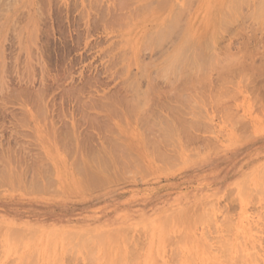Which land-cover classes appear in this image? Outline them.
<instances>
[{"label": "rangeland", "instance_id": "rangeland-1", "mask_svg": "<svg viewBox=\"0 0 264 264\" xmlns=\"http://www.w3.org/2000/svg\"><path fill=\"white\" fill-rule=\"evenodd\" d=\"M3 1H5L7 4L4 3L5 5H2V6L0 5V10H2L1 9L2 7H4V8L7 7V11H5L6 9L3 8L2 11H5V14H3V16H2L1 14L3 12L0 13V17L2 16L0 20L3 19L2 21H0V23H1L0 29L2 28L0 30V46L3 45L2 47H0L1 48L0 52L2 53V51L4 49H6L5 44H7V47H9V46L12 47L15 44L16 45L18 44L17 45L18 47L16 45L13 47L14 50L16 49V47L18 48L17 51L15 50V52L13 51V48L11 49L9 47L10 50H12L13 52L7 48V52L9 50L8 53H9V55H12V57L9 56L7 53L5 54V52H6L5 50L3 51L4 53H2L3 55L1 54L2 58H0V69L3 68L2 67L3 62L7 59L9 61V62H7V63H9V65H7L6 62H4V67H5V65L11 66V68L9 67L8 69L11 70L10 73H12V74H15L17 72L16 76L14 75V77H16V78H14L13 75L10 74L14 79H12L11 76H8L11 79L9 80L7 78V81H6V76H5V81H6V83H4L5 87L8 89H10L9 87L11 85H12L11 87H13L15 84L14 80H17L19 77H20V79L17 80L18 82L16 81L17 83H19V80H21V78H23V77L24 78L26 77V79H28V78L31 79L32 73L34 75H36V76H33L36 79H34V81L32 79V81L35 83L34 85H33V83H31V85L33 86L32 90L35 89V85L37 86L38 82H41L43 80L44 76L46 77V80H48V81L44 80L46 82V84L47 85H49L50 83L51 84L49 85L50 87L49 86L47 87L44 82H41L40 84L38 83L39 90L41 88L42 89L41 92H43L42 97H44L45 100L48 101V102L46 101L45 103H44L43 98H42V100H41V97H40V99H38L39 97L37 98V96H36L37 94H35V93H37V91H35V90L32 91L31 89H28V91L29 90L32 91V93L30 91V93H31L30 94L28 91L24 90L25 88H23V87L24 86L26 87V84L24 82H21V81L20 82L22 84L19 83L21 86L17 83H16V85L19 87V89L22 88L26 92V93H24V95L28 94L27 96H29V97L31 96L29 98L25 95V100L27 99L28 101H30L32 103V105H28L29 102H27V100L26 101L24 99L19 100V98L24 97L23 95H21V97L18 96L19 92L23 91L22 89H21V91H19V90L15 91L13 89L15 87H13L12 89H10V91L13 90L14 92L18 93V95L17 94L15 95L14 92L13 93L8 92V96H9L8 97L6 94L8 90L6 91L5 90L6 88H5L4 89L5 91L3 92V94L7 97L6 101L3 100L5 96L3 97L2 93H0V96L3 100L2 101L3 104H6L5 108H2L4 105L2 107L0 106L1 107L0 108V122H3V123H0V124H3V125H1L2 128L0 126V132H1L0 133V139L2 141L4 140L3 142L1 141V143H3L2 144L3 147L0 144V147H1L0 149L3 150V148H4V151H5L6 148H9V146H11L10 148L13 150L15 147V149H17V150H13L12 152H11L10 148L8 150L9 152H11L12 155H13V152L16 155V154H19V152L21 151V154H19L18 156L21 155L22 158H24L26 156V158H24V159H22L20 157L22 160H25V161H22V160H20V161H22V163H24V165L26 164V168H27V169H25L24 165H21V163H19L20 161L19 162L17 161L19 159L16 160V157L14 158L15 155H13L12 159H11V160H13V158H14L15 161L14 160L11 161V160H9V157H8L9 155L11 156V154L8 155L9 152L7 150L6 151L8 153L7 152L4 153V151L1 150V152H3L6 157H8L7 162H10V165L7 166V164H9V163H6L7 158L3 154L2 155V158L4 156L3 160H1V158H0V167H2V169L3 168H6V169L5 170L0 169V175L4 174L5 178L7 175L9 177L7 176L6 179L3 178V183H0V264H23V263L24 264H50L51 262H53L51 264H106V262H107V264H111L114 259L118 260V261L120 260L119 262H115V260H114L115 263L125 264L127 261V258H125L126 257L125 253L127 254V252H128L129 256L128 255L127 256L130 257V254L133 251H135L134 254L136 255V257H134V258L131 257L132 261H131V259L129 260V258H128L127 263L130 261V262H133V264H171V261L174 260L172 262V264H177V263L178 264H185V263L186 264H195L196 262H197L196 264H218L219 262H220L219 264H221V263L227 264L228 261L229 262L231 261L230 262V264H231L232 261L234 260V257L236 260V256L239 255L238 254L239 252L241 254L244 252L246 254V257H247V255L253 253V257L251 254V256L249 255V259H248V257L246 258L244 254H243L244 256L241 255L242 261L245 258L244 261L249 262V263L246 262V264H257V263L258 264H264V261H263L264 260V254H262L264 252V194H263L264 193V190H263L264 189V70H263L264 69V0H257V2H256V0H247V1L243 0L244 2L242 0H239L240 4H237L238 0H187V2H186V0H169V1L168 0H156V1L154 0L158 4L154 3L153 0H145V1L144 0H133V1L131 0L132 2L136 1L135 3L130 2L131 5H130V3L127 4V1H129V0H127V1L124 0L125 2L121 0L122 1L121 7L119 5L120 1H118V3L116 2V4H115V1H117V0H3ZM7 1L9 2V4ZM152 1H153V4H151ZM184 1L187 5V8H185L183 6L185 8V10L182 11L183 9L182 10L180 9L181 11H178L180 8V5L182 3H184ZM232 1H233V3H232ZM245 1H246V4H245ZM144 2H147V6L145 5L146 3H144ZM148 2L150 3V5H148L149 4ZM46 3H47V5H46ZM104 3L107 6H105ZM141 3L142 4L144 3V6H146V8L150 7V6L151 7L148 9H144V7ZM177 3H181V4L179 5ZM259 3L260 4L263 3L261 5L262 8L260 7ZM0 4H2V0H1ZM44 4H45V6H44ZM135 4H136V6H135ZM139 4L141 6H139ZM10 5H12V6H10ZM96 5L98 6V8L100 5L99 9L100 10L102 9L101 13L105 14V18H107L109 16V18H107V19H110V15L115 16L114 20L115 21L118 20L116 22H120V24H121V21L123 20L127 24L125 26H123V23H122L123 27H117L116 25H118L119 23L117 24L112 19L114 17L111 18L114 21V22L112 21L113 22L112 25L110 23H108V22H111V20L106 21L105 18L98 19L99 15H97V14H101V13L100 12L98 13V11H100L98 8H97L98 11H96V8L94 7ZM101 5H104L105 8H108V9H105ZM126 5L127 6L130 5L131 7H125ZM175 5H178V6H175ZM116 6L120 7L122 10H125V9L129 10V8L130 9L132 8L131 11H134V10L136 11V9H137V11L135 13L136 15L133 14L135 11L131 12V11L127 10V13L121 12L123 15L126 16V18L124 16L121 19L120 18L121 16H118L120 11H117L119 9H116L115 8ZM9 7H11V8H9ZM91 7H92V9H91ZM93 7H94V9H93ZM109 7L113 8L115 10V12L116 13L118 12V13L116 14L114 12L115 14H113V15L109 14L108 15L109 12L110 13L113 12V11L109 10L110 9ZM134 7H136V9ZM44 8H45V10H44ZM123 8H125V9H123ZM239 8H240V10H238ZM242 8H244V10ZM103 9L106 11L107 16H106V13ZM186 9H187L186 13H187L188 17H185L186 18L185 23L179 22V25L180 24H183V25L175 26V27L179 26V29H177V31L180 30L181 34L177 31H175L176 28H174V26L168 27L167 24L165 25L164 22L167 21L166 19L173 18V16H172L173 13H174V16H176L174 18L178 19V17H180V19L184 20V17L181 18L180 14L183 12L185 14ZM41 10H42V12H41ZM222 10H223V12H222ZM82 11L85 12L86 15ZM177 11L179 13L175 15V12H177ZM237 11H239V12H237ZM220 12L223 14V17H221L222 14ZM95 13L98 16V18L95 19V21L98 20L97 23L94 22V20H93V18L96 16V15L95 16L93 15ZM230 13H231L230 17H232V18H230L228 16ZM232 13L234 14V16H232L233 15ZM258 13H260V14L262 13V14L260 15ZM36 14L40 15V16L38 17ZM102 14H101V16H102ZM122 14H119V15H122ZM184 14L183 15L181 14V15L187 16ZM224 14H226V15H224ZM241 14H243L244 16ZM247 14H249V15H247ZM256 14L258 15V18L256 16ZM177 15H178V17H177ZM254 15L256 17H254ZM33 16H35V17H33ZM117 16L120 18V20L116 18ZM134 16H136V17L134 18ZM9 17H11V18H9ZM127 17L128 18L131 17L130 19H133V20L130 21V19H128ZM224 17L227 18V20H229V23L230 22H233V23H230L227 26L224 23H221V21H222L221 19ZM244 17H245V19H243ZM48 18H49V20H48ZM225 18L223 19V22H224ZM91 20L94 23H92ZM126 20H129L130 22H128ZM227 20L225 21V23L227 22ZM85 21H86V23H85ZM89 21H91V22H89ZM210 21H212V23ZM99 22H100V25L104 22L102 24V26L103 27L105 26L104 28H106V29H104L102 27H101L102 30L98 29L97 27H100ZM105 22L109 24L108 26L111 25L110 26L111 28L106 27L107 24H105ZM9 23L15 24V25H9ZM19 23H21V24H19ZM114 23H116L115 24L116 27H114ZM7 24H8V26H7ZM18 24L21 26H19ZM26 24H28V26H26ZM39 24H41V25H39ZM89 24H92V26ZM221 24H222V26L224 24V29L222 28V26H220ZM164 25H165V28H168V30L165 28H164L165 30L161 29L162 30V32H160L161 35L158 34V36L160 35L159 38L162 39V36H163V39L162 40L153 39L155 36L158 38L157 33L159 32L160 28H163ZM210 25H212V26L210 27ZM76 26H78V27L76 28ZM87 26H89V27H87ZM93 26H97V27H95L97 29H95ZM128 26H130V27H128ZM182 26H184V27H182ZM7 27H10L11 29L10 28L7 29ZM14 27H18L19 30H20V28L22 29V27H23L22 31L25 28V33H23L24 35L22 36V31L20 30L21 32L19 31L20 32L19 33L18 29L17 28L14 29ZM33 27H36V28L33 29ZM56 27H57V29H56ZM192 27L194 28L193 30H192ZM83 28L85 29V31L82 32V30H84ZM90 28L92 29V32H91ZM169 28L172 32H175L176 35H175V33H174V35L169 34V33L165 34L164 32L166 30L169 31ZM195 28L197 30H199V29L200 30L198 32H197V30L194 31ZM3 29L5 30V32L3 31ZM6 29L11 30V32L13 30L15 31L16 29H17V31L15 32V34H14V31H13V34L10 31H8V34H7ZM36 29H38V30L36 31ZM77 29H79L78 30L79 37L82 34H83V36L85 34L88 37L86 38V36H84L86 38V39H84V37L81 36L83 38L82 39L80 37L82 40L79 37H77L81 41L77 40L76 39V36L78 35V33L76 31ZM94 29L97 30L95 32V34L93 32V31H95ZM124 29H126V30H124ZM40 30H43L42 31L43 33L41 34V36H40V33H41ZM32 31H34L35 34H33L34 32L32 33ZM80 31H81V34H80ZM191 31H193V33ZM44 32H46L47 34H45ZM196 32L198 33V35ZM16 33L19 35V36H17L18 37L17 40L19 43L21 42L20 36L23 37L22 46L19 45V43L16 40V37H15L16 42H15L14 38L12 40V38L9 37L11 35L15 36ZM27 33H29V34L27 35ZM87 33H89V35H87ZM149 33H152V34L155 33V36L153 35L154 37L150 34L149 37H150V39L152 38L151 40L149 39V37H147L149 35ZM183 33L186 35L187 41H188V39L190 41L193 39L191 43L194 44L196 46V48L201 52H198V50L193 51L194 53L188 52L187 53L188 56H190L191 54H192V56H194L193 58H192V56H190L191 59H193V60L190 61V57L187 56L189 58V61L187 59V63H185L186 65L184 63H180V64L181 65L184 64L185 66H187L188 67V68L186 67L187 69H189L191 67L190 65H192L194 68H192V70L190 68V70L192 72L193 71L195 72V68H197V66H194L195 65L194 62L197 65V62H200V60L203 61L206 58H207L206 61L210 62V63L207 62L208 63L207 64L205 61L206 67L207 68L209 67V69H206L205 66H202V64L204 62L198 64V65H201V66H199L201 71H200V69H198V71L201 73V76L203 77L202 79H204V77L206 79H204V80L200 79V77H201L200 73H198L199 75H198L197 79L199 78L201 80V82L203 81L202 82L203 84L202 83L200 84V82L199 83L195 82L194 83L195 85L191 84V86L189 87L190 84H188L187 82H190V79L188 80L189 77H186V75H184V74L186 72V74L188 76L189 75L188 73L190 72V75H192V72L191 71L187 72L186 71L187 69L183 65L184 69H186V70L184 73H180L183 71V70L179 71V69H178L180 67L182 69V66H179L180 64H178V67H177V70L179 71L177 73L178 79H180L179 77H181V79H182L183 75L185 76V78L183 76V79L181 81L179 80V81H176V83H175L174 79L177 80V78H176L177 75H173V74H174L176 69L174 70V67L172 69V67H171L172 64L169 63L171 65L170 66L168 64L167 58H165L166 52L164 53V51H166V45H168L169 43L172 42V45L170 47L167 46V51L171 50L174 46L175 40L180 38ZM32 34H33V36H32ZM43 34L46 36H44ZM146 34H148V35H146ZM212 34H214V35H212ZM166 35H169V36H166ZM172 35L176 36V37L173 38ZM178 35H180V36H178ZM192 35H194V36H192ZM4 36H7L6 39H3V38H5ZM42 36L44 38L43 39L44 43L41 44L40 39H42ZM136 36H137V38L134 39V37H136ZM165 36H166L165 40L168 37V39L166 41H168L171 37L173 38V39L171 38L173 41L170 40L171 42L168 41L167 44H165L166 43V41H165L162 46H159V44H157L158 41L163 42ZM177 36H178V38H177ZM32 37H35V38H33V39H36L35 42H32ZM46 37L47 38L49 37L48 38L49 40L47 39L48 40L47 44H45ZM72 37H75V38H72ZM190 37H191V39H190ZM210 37H212V40ZM216 37L218 39H215ZM145 38L149 39V41L152 43V45L148 42H145ZM8 39L11 40L12 42L8 41V43L7 42L5 43V40H8ZM87 40H88V42H95V43H92L94 48L92 47V45L90 43L87 42ZM152 40H154V41H152ZM155 40H158L157 43H155ZM13 41L15 42L14 44H13ZM37 41H40V43L39 42L38 43L41 46H39ZM73 41L78 42V44H76V42L74 43ZM83 41H84V43H83ZM146 41H148V40H146ZM198 41H200V44L198 43ZM79 42H81V44ZM195 42H197V44H199V45H201V43H203V45L205 46L203 48L206 49V52H205V50H203L201 48V46L200 47H199V45L197 46ZM1 43H2V45H1ZM10 43H11V45H9ZM189 43L190 42L188 41V44ZM209 43H211V46L213 45L212 48L210 46L211 49L209 48ZM30 44L33 46L35 45L34 47H37V48H35V50H37V49L39 50V51H36V52L40 53V54L37 53L38 56H35L36 52H33V51H35L33 49L34 47H31V49L33 51L30 49ZM75 44L77 46L76 48H79V49H75V47H73ZM86 44H88L87 47H86ZM156 44L160 48L164 46L163 50H162V48L160 49ZM43 45H44V47H46V45L47 46L51 45L49 47L50 50H48L50 52L47 51L48 47L44 48V47H42ZM115 45H116V47H115ZM140 45H142V46L145 45V46H143L144 48L147 46L148 47L152 46V48H145V49L143 48V50H142ZM155 45L157 47H155ZM160 45H161V43H160ZM184 45L186 46L187 43H185ZM191 45H190V47L188 46V48H190V50L192 49ZM194 45H192V46H194ZM19 46L22 48L23 52L21 51V49H19ZM113 46L115 47V49H113L114 48ZM133 46L135 49H133ZM195 46H194L193 50L195 49ZM23 47L27 50L24 51ZM41 47L43 50L39 49ZM71 48H72V50H71ZM199 48H201L202 50ZM44 49H45V53H44ZM66 49H68V50H66ZM129 49H130V52H128ZM147 49L148 50L151 49L150 50L151 53L147 52L149 55L144 51ZM19 50L22 52V54H20V52H19L20 57L18 56V54H16ZM110 50H111V53H110ZM141 50H142V52L144 51L143 54L145 53L144 54L145 56L142 54ZM153 50H154V53H152ZM187 51H188V49H187ZM203 51H204V53H209V52L211 53V51H212L213 54H210V53H209V55L206 54V57H205V55H202ZM11 52H12V54H10ZM31 52H33V53H31ZM42 52H43V54H45L44 56L42 55ZM83 52H84V54H83L84 56L87 54L85 58L82 55ZM119 52L120 53L122 52V54H123L122 57H121V54ZM138 52H141L140 57L137 56V55H139ZM195 52H198L199 54L198 53L197 54L200 56L202 55L201 57L199 56L200 60H198L199 59L198 57H197L198 59L196 58L197 61L195 60V57L198 56ZM27 53H28V55H27ZM57 53H59V54H57ZM116 53L118 56L120 55L119 58H121V60L117 59L118 57H117V55H115ZM13 54H14V56H13ZM150 54H153V55H151V57L149 58ZM22 55L23 56L25 55V59H24V57L21 58ZM39 55L43 58L42 60L44 62L41 60V57L39 58ZM125 55H126V57H125ZM78 56H80V57L77 59L78 60L77 61L74 58H77ZM113 56L115 57L114 59L112 58L114 64H115L114 61H116V59L119 60V62L117 61L119 64H115L116 66L112 65V62L110 60L111 57H113ZM152 56H154L155 59H157L159 61L161 60V61L160 62H158L156 60L150 61V59L154 60V58ZM203 56L205 57V59H203L204 58ZM209 56H210V58H209ZM33 57H36L37 59L39 58L40 60L39 59L38 60L45 63V66H42L41 62H40L41 66H39L40 65L39 61L37 59L34 60L35 58H33ZM72 57H74V58L72 59ZM141 57H142V59H141ZM4 58H6V59H4ZM31 58H33L32 60L34 62L38 61V63L35 62V64L34 63L32 64ZM44 58L46 60H44ZM122 58H123V60H122ZM1 59H3V61ZM16 59H18V60L20 59V61L23 60L24 61L23 64ZM132 59L134 60L133 62H132ZM13 60H14V62L17 63V65L12 63ZM26 60L29 61L28 64L30 66L27 64L28 61H26ZM47 60H49V62ZM71 60H72V62H71ZM10 62L13 65V70H15L17 68L19 69V67H22V65H23L22 70L25 72L24 73L25 75L23 76L20 73H18V72L23 73V71H21V70H17L14 73L12 71V65H10L11 64ZM18 62H19V66H18ZM46 62H48V63H46ZM70 62H71V64H70ZM109 62H111V65L109 64ZM164 62H165V64L167 63L170 68L168 67L167 64L165 65ZM20 63H21V65H20ZM24 63H26L27 66H29V67L27 68L26 65H24ZM49 63L51 64L49 67L51 70H48L49 68H46L47 73L49 71L51 72V73L49 72V75H47L46 72H45V75L42 74L43 73L42 71H44L42 69H41L42 71L40 70V72H39L38 67L45 69V67H48ZM144 63L149 64V66H152L153 68L150 69L149 66L147 64H144ZM155 63H157V64H155ZM160 63H162V64H160ZM188 63H190V64H188ZM36 64L38 67L32 66V65H36ZM143 64L145 67L148 66V69L146 68L148 71L145 69L147 71L146 75L149 76V74H150V76L152 78L156 79L155 83H154V79H153V81H150V79H151L150 77L148 78V76L146 77V76H144V74L141 73L142 71H140V70L143 67L141 69H140V67ZM107 65L109 67L112 66V68H110L109 71H108V69L106 71V68H109ZM156 65H158V68ZM162 65H163V67H162ZM207 65H209V66H207ZM123 66H124V68L126 66V68H125L126 70L124 68H122ZM201 67H204L205 69H202ZM5 68H7V67H5ZM33 68L38 69V72H37V70H35ZM225 68H227V70ZM32 69H33V71H36V72H33ZM118 69H119L120 73L121 72H123V73L116 74L115 70H116V72H118ZM123 69L125 71H123ZM2 70H4V71H2ZM2 70H0L1 71V73H0V82L1 83L3 81V80H1L2 79L1 77H4L3 73L5 72V69L3 68ZM10 70H8V72L6 71L7 74L9 73ZM67 70H69V72ZM97 70L99 71L98 73H96ZM138 70L140 71V73ZM149 70H151V72H153V75L149 72ZM159 70L161 72V75H159L160 74L159 73L156 78L153 77V76H155L156 72H158ZM172 70H174V71H172ZM100 71L102 73L103 72L104 73L101 74ZM130 71H131V73H130ZM137 71L139 74H141L140 75L141 77H138ZM64 72L67 74L68 77L64 74ZM172 72H173V74H172ZM196 72H197V69H196ZM196 72H195V75L197 74ZM205 72H207L206 75H205ZM69 73L71 74V76ZM110 73H111V75H110ZM113 73L115 74V76ZM17 74H18V77H17ZM41 74H42L43 78L41 81H39L40 80L39 78H41L40 77ZM63 74L68 79H65ZM97 74H99V75H97ZM132 74H133V76H132ZM181 74H183V75L180 76ZM37 75H39V77ZM47 76H49L48 77L49 79L47 78ZM90 76H94V77L99 76V77H98V79L96 78V80L93 77L94 80L96 81V82H93L94 80L92 77H91L92 78L91 79ZM136 76L138 78H136ZM142 76H143V78H145L144 80H143ZM161 76H163V77L161 78ZM58 77L59 78L62 77V78H60V81L62 79L63 82L58 81L59 80ZM100 77H102V78L104 77V79L99 80ZM133 77H135L137 80L134 78L132 81L131 78H133ZM51 78H52V80H51ZM193 78L196 79L195 76ZM26 79H25V82H26ZM37 79H38V81H37ZM138 79L141 80L140 81L141 86L139 85V83H136L137 85H139L138 90L139 89L145 90V93H141V94H145L146 96L150 94L152 99L155 97V99H154L155 101L150 99V97H148V96L147 97L149 99L146 96L141 95V96H144V98L146 97V99L143 100V97H141L138 94L139 91L137 93V85L134 84L135 83L134 80L137 82ZM184 79L185 80L187 79L185 82L186 86H184V84H183V82L185 81ZM191 80H192V78H191ZM11 81H14V83L12 84ZM99 81H101V82H99ZM128 81L132 82V84L129 82L130 88L129 87L128 88L130 89V91L132 92V91H135V89H136L135 92H132V94L134 93L136 96L131 95L130 99L125 96V93L128 91L127 90ZM148 81H150L149 82L150 84L147 83ZM54 82H56V83H54ZM69 82H71L72 84L74 82L73 85H76L77 87H78V85H80L79 87H82V88L78 89L75 86H73V87H75L74 89L72 87H71L72 89L66 88L65 84L67 85ZM80 82L83 83L84 86H86V87L91 86L92 82H93V84L94 83L95 84H94V86L92 85L90 88L88 87L89 89H86V88H83V84L81 85ZM107 82H109V83H107ZM119 82H123V86L121 84L119 85ZM141 83H143V84H141ZM151 83L155 84L153 86V88L157 86L156 84H158V87H159V88L157 87V89L161 90V88H162V91H160V92H162V93H160L161 95H157L155 92H154L155 94L150 93L151 91H149V90L150 89L152 90ZM173 83H175V85H173ZM204 83H205V85H204ZM7 84L8 85L10 84V85L8 86ZM42 84H45V85L42 86ZM86 84H89V85H86ZM116 84H118L117 86H119V88H122V89L118 90ZM130 84H131V86H130ZM148 84L151 85V88L149 87ZM133 85H136V88H134L135 86L132 88ZM144 85H145V87H144ZM193 85L195 87L197 85V87L195 88ZM69 86H71V84ZM69 86L67 85V87H69ZM120 86H122V87H120ZM124 86L126 87L125 93H123V94L116 93L117 91L120 93H121V91L123 92V90H124L123 88H125ZM192 86L195 89H193ZM204 86H205V88H204ZM51 87L54 88V89L52 88V90L54 92H52L50 90ZM147 87H149V88H147ZM29 88H31V87H29ZM65 88L67 90L69 89V92H66ZM146 88H147V90L149 89L148 90L149 94H148V92H146L147 91ZM174 88H176V89H174ZM75 89H78V90L83 89L84 91L82 93L80 91L79 94L81 95L82 98L83 97L86 98V96H87V98L82 99L81 97H78L80 95L75 94V91L73 92V90H75ZM85 89L89 90V91L86 92ZM113 89L116 91H114ZM36 90H37V87H36ZM78 90H76L77 91L76 93H78ZM48 91L51 92V94H49ZM156 91H158V90H156ZM89 92H91V94ZM106 92H108V93H106ZM110 92L116 93L115 96H112V95H114V93L111 95ZM33 93L35 95L34 98L38 99V100L36 99V101L38 102V103L37 102L36 103L38 104L39 109L36 108L37 107L36 104H33V101H32ZM84 93L85 94L89 93V94L84 95ZM92 93H94V94H92ZM130 93H127V96H128V94L130 96ZM10 94L15 95L17 98V101H20L21 103L15 102L16 98L14 99L15 103H13L12 99L10 98ZM47 94H49V95H47ZM67 94L68 95L71 94L73 100L69 97L71 95L68 96ZM104 94H109L108 97L112 96L110 98L107 97L109 99L108 102L113 101L114 99H118L119 98V97L117 98L118 95L121 97L124 96V98L126 97L127 100L128 99L132 100V98H133L134 101L128 100L130 102L129 103L125 99V101H127L128 103L125 102V103H123V105H121V102L124 101L123 100L124 98L120 97L121 99H119V102H120V100H121V102L115 103L116 105L113 104V105H115L114 106L115 108H114L113 105H110L113 102H109V104H107V106H106L107 101H105L104 99H106L107 95L105 96ZM13 95H11V97ZM92 95H93V97L91 100V98L89 99L88 96L90 97ZM103 95L105 96V98ZM15 96H13V97H15ZM45 96L46 97L48 96V97L46 98ZM51 96H53V97H51ZM101 96H103V97H101ZM152 96H154V97H152ZM94 97L95 98L100 97V98H98V100H96L100 104L99 103L97 104L95 99L93 100ZM136 97H137V99L140 98V99H138L140 102L136 100ZM8 98L10 101H8ZM66 98H67V100H66ZM78 98L82 99V100L79 99L80 103H79V101H77ZM101 98H104V99L101 100ZM111 98H113V99L110 100ZM62 99H64V101ZM87 99L91 100L90 104H92V101H94V105L89 106L90 104L88 101H86ZM99 99H100V101H99ZM74 100H76V101H74ZM103 100H104V102H103ZM11 101H12V103H11ZM23 101H24V103H23ZM40 101H42V103ZM116 101H114V102H116ZM147 101H150L152 103L151 104H150V102L147 103ZM4 102H6V103H4ZM75 102H78V103H75ZM82 102H84V103H82ZM101 102H103L102 104H105L104 109H103V107H101ZM133 102L136 104H134ZM25 103H27L26 104L27 109H25V107L23 106V105H25ZM131 103H132V106H131ZM140 103L143 105L145 103L144 107H148V108H145L146 110L144 109L146 111V113H143L145 111L141 109L143 105H140ZM0 104H1V102H0ZM73 104H75V106ZM128 104H130V105H128ZM137 104H139L138 106H141V107H138ZM148 104H150V106ZM21 105L27 111L26 113L23 112V110H24L23 108H20V107H22ZM47 105L50 107L48 108ZM86 105H88L89 107H92V108L90 109ZM30 106H33V108H35V111H33L34 109ZM59 106H60V108H59ZM84 106H86L89 110L87 108H85ZM108 106H110V108ZM116 106L119 107V108L117 107L118 110L122 108V110H119V111L121 112V114L124 115L123 116L124 118H121V116H120L121 114L119 115V112L116 109ZM123 106L124 107L126 106V107L124 108ZM75 107H76V109H75ZM79 107H81L82 109H79ZM106 107H107V109L105 110ZM112 107L114 108L113 109L114 113L111 109ZM100 108H101V110H100ZM139 108L141 110H139V111L136 110ZM85 109H87V110H85ZM109 109H111V111ZM125 109H126V111H125ZM173 109H175V110H173ZM31 110H32V112H31ZM44 110H46V113H49L50 115L52 113L53 115L50 116L49 114H47V116H45ZM82 110L86 111V114L89 113L91 115H92V113L96 112L93 115L98 118V121L100 119H103V117H101V116H104V118H105L104 121H105L109 114L111 115L112 119L109 115L108 120H107L108 122L105 121L106 122L105 123L102 120V122L99 121L101 123L97 124L98 121L95 120V117H89L90 116L89 114L87 116L85 114V116H84L83 113H85V112H83ZM115 110L118 113L117 117H115L117 115V113L115 114ZM127 110H128V112H127ZM176 110H178V111H176ZM64 111H66L67 114ZM123 111H124V113H122ZM136 111H138V112H136ZM97 112L100 114V115L98 114L99 117H98V115H96ZM131 112L132 113L134 112L135 114L140 113L139 117L141 115L140 119H143V120H139L138 123H136L137 120L139 119L138 115H137V117H136V115L133 117V115H134V113H133L132 116H130L131 118H129V115H131L130 114ZM38 113H40L39 116L42 114V116H40L41 117L40 119H37V118H39V116H36V114H38ZM61 113H62V116H61ZM105 113L107 115H101V114H105ZM12 114H14V116L15 115L17 116L18 119L15 117H14V119L15 120L17 119L18 121L12 120L13 119ZM81 114H82V116H81ZM112 114H114L115 116H113ZM148 114H150V115H148ZM151 114H153V117L150 118L149 116H151ZM178 114L181 116H178ZM26 115H28V116H26ZM63 115L65 117H63ZM66 115H67V117H66ZM146 115H148V116H146ZM175 115H176V117L172 118ZM31 116L33 118H31ZM10 117H12V118H10ZM58 117H60V118H58ZM80 117H82V118H80ZM113 117H115V118H113ZM118 117H119V120H118ZM178 117H179V119H178ZM183 117L185 118V120L183 119ZM20 118H22V119H20ZM63 118L65 120H63ZM109 118L111 120H113V121H111L113 123L112 126L109 124V123H111V122H109L110 121ZM144 118L147 119L148 121L151 120L150 122H152V121H154V122H152V125H151V123H147V124H150L148 126L145 123L146 121L144 122V124L141 123L144 121ZM170 118H172V120ZM121 119H123V120H121ZM131 119L134 121H132ZM180 119L182 121L184 120L183 121L184 123L187 120V124H184L182 121L179 122ZM19 120H22L23 122L25 120V122L23 123L24 125L21 122H19ZM27 120L29 122H27ZM115 120H118V121H115ZM188 120H191L192 124L190 123L191 121H188ZM67 121L69 123H72V126H71V124H69L70 125V127H69ZM90 121L92 124H90ZM125 121H126V123H124ZM12 122H14V124L17 126H13L14 124ZM18 122H19V124L20 123L22 124L21 125L22 128H19V129L17 128L18 126H20V125H18ZM49 122L52 125L54 124L55 125V126L53 125L54 127L58 126L57 127L58 129L59 128H60V130L62 129L61 131L59 130L61 134H59L58 129H57V131H55V129L53 128L54 129L53 130L51 125H48ZM51 122H54V123H51ZM103 122L105 123V125L102 124ZM188 122L190 123V125L188 124ZM74 123H75V125H74ZM56 124H57V126H56ZM76 124L77 125L79 124V126H77ZM94 124H95V126H94ZM108 124L110 126H107ZM115 124H116V126L117 125L118 126L117 127L115 126V128H114ZM141 124L143 127L146 125L148 128H150V126L151 127L154 126L152 128L153 130L150 129L151 134L148 131L149 136L152 137L151 139L147 137L148 134L146 133L147 132L146 128L145 127L143 128L141 126ZM88 125H90V127ZM103 125H104V127H103ZM3 126L6 128L4 129ZM49 126L52 129L51 131H53V132L55 131L53 133L55 138L56 137L60 138L63 135L62 134L63 131H64L63 133L66 132L64 134L65 136L63 135L61 140L58 138L55 139V138H53V134L50 132L52 134V137H51V134L48 133L50 131ZM75 126H77V128ZM155 126H157V127H155ZM9 127L11 128V130L9 129ZM35 127H37V128H35ZM81 127H82V129H81ZM99 127L102 131L105 129L108 130L107 132L105 131L104 134H106L105 136L108 139V141H109V137L111 138L110 139L111 142L113 140L114 143L113 142L111 143L109 141L111 143L110 144L108 142L111 146L114 147V144H116L115 145V147H116L118 145L117 155L119 156L120 153H122V154H120L119 158H116V160L117 159L118 160L123 159L120 161H122V162L124 160L125 161L123 164H121V168L119 170L120 161L117 160L114 164L115 167L117 166L116 167L117 169H115L113 166V170L111 171V172H113L112 173L113 175L110 172L109 174H107V176L104 177L105 181L104 182L101 181L103 184L101 182H99L100 184L98 183V185H101V186L97 185L98 187H94L93 183H89L88 181H86L82 172H80L78 169L81 168V167H79L80 166L79 164H81L82 161H83L82 166H85L86 164H90L92 160L89 161V157L90 158H93V157L96 158V155H98L100 153V152L98 153L97 151H102V150H104L103 148H105L106 146L109 145L108 143H106L107 139L104 138L105 136H104L103 132L101 130H99ZM107 127L108 128L110 127V128L107 129ZM34 128L37 130H35ZM72 128H74V129L76 128L79 130L78 131L75 129V131H74V129H73V131H74L73 134L75 136L72 134ZM94 128H96V129H94ZM167 128L171 129V130L175 129V131H173V132L169 131ZM20 129H21V132H19ZM113 130L114 131L116 130V134L113 133L114 132ZM163 130H165L167 132V134H168V135H166L167 137L166 136L162 137L163 136V134H162ZM11 131H13V132H11ZM88 131H89V133L91 132L90 133L91 135L89 133H86ZM159 131L162 134L161 137H160L161 134L159 133ZM98 132H99V134H96ZM100 132L103 134V136ZM110 132H111V134H110ZM12 133H14V134L12 135ZM16 133H20V135L19 134L16 135ZM77 133L80 136L83 135L84 138L82 136V140H81L80 136H78ZM132 133H134V134H132ZM4 134H5V136H4ZM57 134H59L60 137ZM67 134H68V137L66 136ZM86 134H88V136ZM142 134H144V135L142 136ZM145 134H147V135H145ZM179 134H180V136H179ZM186 134H187V136H186ZM70 135H72V136H70ZM100 135H101V138H99ZM107 135H108V137H107ZM114 135L119 137L117 139L118 141L121 138V142L122 141L123 142L119 143L117 141L118 142L117 143L116 139L114 141V138H117ZM156 135L158 138L156 137ZM37 136H39V138ZM47 136H49V137H47ZM85 136L88 138L85 139ZM90 136H91V138H90ZM145 136L148 139H146ZM181 136L182 137L184 136V137L182 138ZM7 137H9V138H7ZM15 137L18 138L19 140L16 139ZM77 137H79V138H77ZM144 137H145L146 141L150 140L151 142H153V140L155 139L154 142L156 143V140H157V143L155 145H154V143L152 144L155 150L157 149V147H158V150H160V148H162V147H160V145L163 144L164 149L163 148L162 149L164 151H166V153L163 152V150L161 153V150H160L158 153H156V155H159L161 153V156L163 155V157H164L166 154L168 157V156H170V155H168V153L170 154V152H171V154H173L172 157L170 156V158L168 157L165 160H164V158L162 159L160 155H159L160 157L159 156L156 157V155L154 153L155 150L153 149V151L151 152V149L153 147H152V145H150L151 149H150V147L148 148L149 142L148 141H147L148 143L144 142L145 141ZM2 138H4V139H2ZM72 138H74V141L76 142L77 147L74 146L75 142L72 141L73 140ZM97 138L102 139L103 141L100 143L101 144L103 143L104 145L103 144L102 145L99 144L100 146L96 145V144H98L99 141H101V140H98ZM168 138L171 140L170 143H169ZM88 139H91V142L89 140V143H88ZM94 139H95V141L97 140V143L94 141ZM17 140L20 142H18ZM58 140H60V142L62 143V144L60 143L61 146L59 145ZM65 140L67 142H70V140L72 141V142H70L71 144L68 143L70 145V147L66 143L64 144V147L62 146L64 143L62 141H65ZM78 140H81L83 143H81V141L79 142ZM104 141L106 144L104 143ZM159 141H161L162 143ZM16 142H18V143H16ZM85 142L88 145H86ZM9 143H11V144H9ZM15 143H16V145L14 146ZM80 143L82 146L80 145ZM91 143L92 144L94 143V146ZM4 144H6V146ZM120 144H122V145H120ZM157 144H160V145H157ZM164 144L167 145L166 146L167 149L165 148ZM12 145H13V148H12ZM72 145H73V148H72ZM125 145H128V148H130V150L126 149L127 146L125 147ZM79 146H81V148ZM84 146H85V148H83ZM86 146H88V147H86ZM91 146H93V147H91ZM97 146H98V148H97ZM119 146H120V148H119ZM17 147H19V148H17ZM24 147H26V148H24ZM67 147H69V148H67ZM74 147L76 149H74ZM89 147H90V149H89ZM100 147H103V148L101 150H99ZM108 147H106V148L108 149ZM121 147L124 150H122V151L119 150V149H121ZM64 148H66V149L63 150ZM82 148L84 150H88V149L91 150V148H92L93 152L95 150V153L97 152L98 154L97 153L94 154L93 152L88 150L89 152L93 153V156H91V153H89V155H88V151L86 153V151L85 152H84V150L82 151ZM146 148L150 151H148ZM21 149L23 151L26 150L27 152L26 151L22 152ZM77 149H78V151H80V152L82 151L87 155H85L84 153H83L84 154L83 155L82 152L79 153L77 151ZM109 149H110V147H109ZM58 150H59V152H58ZM74 150H76V151H74ZM64 151H66V153L68 152V155ZM130 151L134 152V155L137 154L136 155L137 157L136 158L133 157L134 155L131 156V153H129ZM71 152L74 153L75 155L72 154ZM23 153H25V155ZM124 153L127 156H125ZM79 154H81V155H79ZM81 156H83V157H81ZM128 156L131 157L132 163L130 162L131 160L129 159ZM85 157H86V159H85ZM128 159L130 161H128ZM134 159H136V160H134ZM133 160H134V163H133ZM4 161H5V164H4ZM15 162L18 165H21V167H24V169L22 168V170L19 172L18 170H20V168L17 170V168L19 166L16 167ZM1 164H4V165H1ZM27 164L31 165V166L28 167ZM127 164H128V167H127L128 169L125 167L126 169L124 168L125 170L123 171V167L125 165L127 166ZM11 166H14V168L18 171V173L16 171L17 176H18V174L20 177L22 175L21 178L17 177L15 175L16 173L14 171V168L13 167L11 168ZM30 168L32 170H36V171L35 172L32 170L30 171ZM28 169H29V175L27 174V171H26ZM38 169H40V172L38 171L39 174L37 173ZM1 170L6 172V173H4V172L1 173ZM23 170H25V171L23 172V174H21V172ZM116 170L118 171V174H117ZM13 173H15V174H13ZM36 173L41 178L36 177L37 176ZM11 174H13V177ZM31 174H33V175L31 176ZM119 174H121V175H119ZM117 175H119L120 177ZM45 177H47V178H45ZM13 178H15V179H13ZM22 178H24V179H22ZM79 178L81 181H79ZM12 179L18 180V183L15 184L14 182H17V181H13ZM21 179H22V181H21ZM1 180H2V178H1ZM7 180L9 181V183H8L9 185H5L6 182L4 183V181H7ZM19 180H20V182H19ZM27 180H29V181L31 180L32 184H31V181L29 182ZM49 180H50V182H52L53 180H55V181H53L52 184L49 185V183H50V182L48 183ZM34 181L39 182V183L41 182L39 185H37L38 187L40 186V189L37 186H36L37 188H34V187L32 188V185L34 184L33 186H35V183H36V182L34 183ZM45 181H47V182H45ZM106 181H107V183L105 184ZM243 182L244 183L246 182V183L244 184ZM46 183H48L47 184L48 187L46 186ZM95 186H96V184H95ZM261 187L263 188L262 189L263 193L261 192ZM253 194H255V195H253ZM256 194H257V196H256ZM253 196H254V198H252ZM197 206H198V208L200 207V209L197 210L196 209ZM195 209L198 213L195 211ZM204 210H206V211H204ZM201 211L203 212L202 214H201ZM195 212L197 213V216H196ZM209 212L213 213L210 218H214L213 222H214L215 226L212 223V221H210L212 219L209 220V214H210ZM188 213H189V216H188ZM155 214H157V215H155ZM200 214L204 216L202 221L199 219L200 217H198V216H201ZM207 214H208V220L210 221V223H208ZM158 219H160L159 222H157ZM230 219L232 220V222ZM224 220H226V221H224ZM153 222H154V224H153ZM170 222H171V224H170ZM189 222L191 225H189ZM192 222H193V224H192ZM199 222L201 224H199ZM222 222L226 225L222 224ZM181 223H182V225H181ZM227 223H229V224H227ZM211 224H213V226H211ZM154 225H155V227H154ZM241 225H242V227H241ZM148 226L150 228V231H148L149 229H147ZM258 226H259V228H258ZM13 227H15V228H13ZM168 227H170V228H168ZM17 228L19 231H21L20 228L22 229L20 234L17 232L18 235H16L14 233L15 231H12V229L15 230ZM152 228H153V232H151ZM241 228L243 229V231L241 230ZM178 229H180V230H178ZM186 229H187V231H186ZM219 229H220V232H219ZM222 229H224V232ZM10 230L14 235H16V238H15V236L11 235ZM94 231H96L97 233H101V231H103L102 233H104L103 235L105 237L104 236H101V238H98L100 236H95V237L92 236L91 237V235L87 234L88 232H89V234L91 232H93L92 234H94ZM168 231H170V235H169ZM176 231H177V233H176ZM247 231H249L250 233ZM85 232H86V234L82 235V233H85ZM71 233H73V234L71 235ZM102 233H101V235H102ZM207 233L209 235H206ZM174 234H176V236ZM220 234H222V235H220ZM94 235H96V234H94ZM125 235H126V238H125ZM167 235H168V237H167ZM237 235L238 236L240 235L241 236L240 238H242V239L240 240V238ZM128 236L132 240L129 239ZM182 237H183V239H182ZM233 237L235 238V240H233ZM237 237H238L239 241L237 240ZM244 238H246L247 243H245ZM84 239H86V240L88 239L91 241L90 244L92 246L91 245L90 246L94 249V251H93V249H91V251H93V252L86 250V248L88 249L87 246L89 244H87V246H86L85 245L86 243H84V241H85ZM128 239L130 241H127ZM172 239H173V241H172ZM174 239H175V241H174ZM105 240L108 242L106 243ZM223 240H225V241L227 240L228 246H229L228 250H227V247H225L226 250L228 251V254L226 253L228 255V257H226L227 261L225 258L221 259V257H222L221 252L224 250L219 251V250H221V248L225 249V248H223L224 246L222 247V244H224L222 242ZM242 240H243V243L241 242ZM251 240H253V242H251ZM255 240H257V241H255ZM167 242H168V244H167ZM172 242L173 243L175 242V244L173 245ZM79 243H80V245H79ZM253 243H256V244H253ZM95 244L97 246H95ZM121 244H122V247H121ZM239 244H241V245H239ZM245 244L247 245L246 247H245ZM235 245H236V249H235ZM237 245L239 247L240 246L241 247L239 248V252L237 253V255H235L236 254L235 252L238 251ZM79 246H81V247H79ZM90 246H89V248H90ZM82 247L84 250L82 249ZM115 247H116V249H114ZM260 247L262 248V250L259 249ZM112 248L114 249V251L116 250L115 251L116 253L112 251ZM118 248H120V251H121L120 253H119V251L117 252ZM256 248H257V250H256ZM105 249L107 251H105ZM123 249H126L128 251H126V250L124 251ZM232 250H234V251L231 252ZM101 251H102V253L105 252V254L104 253L102 254ZM178 251H180V252H178ZM88 252H90L91 254H89ZM108 252H110L109 257H108ZM173 252H174V254L176 253L175 256L173 254L175 259H174V257L173 258L171 257V254ZM177 252H178V256H177ZM248 252H249V254H248ZM258 252H260V255ZM188 253H191V254H188ZM196 253L198 254L197 255L198 257L196 256ZM224 253H223V255H224ZM112 254L115 257H113ZM256 254L259 255V258L262 257L261 259H263V260L259 261ZM104 255H107V256H104ZM135 255L132 254L131 256H135ZM116 256H118V258H116ZM122 256H123V259H122ZM176 257H177V259L180 257L179 258L180 260L179 259L177 260ZM196 257H197V261H195ZM251 257L254 258L253 259L254 262L251 261V259H252ZM255 257H257V258H255ZM193 258L195 259L194 261L192 260ZM238 258H239V256H238ZM111 260H112V262H110ZM121 260H123V261H121ZM169 260H170V262H169ZM215 260L219 261V262H216ZM235 260L233 261L235 264H241V263H239L240 260L237 263H236V261H238V260H236V261ZM191 261H193V263ZM199 261H201V262H199ZM114 262L112 264H115Z\"/></svg>", "mask_w": 264, "mask_h": 264}, {"label": "bare ground", "instance_id": "bare-ground-1", "mask_svg": "<svg viewBox=\"0 0 264 264\" xmlns=\"http://www.w3.org/2000/svg\"><path fill=\"white\" fill-rule=\"evenodd\" d=\"M118 1H120V2H119V5H120V7H121V5H122V1H124V0H122V1H121V0H117V1H115V4H116V2L118 3ZM126 1H127V0H126ZM132 1H133V0H132ZM132 1H131V0L127 1V4L130 3V2H131V3H135V2H136V1H135V2H132ZM144 1H145V0H144ZM153 1H154V0H153ZM153 1H152L151 4H153ZM155 1H156V0H155ZM155 1H154V3H156ZM168 1H169V0H168ZM242 1H243V0H242ZM246 1H247V0H246ZM246 1H245V4H246ZM0 2H1V0H0ZM7 2H8V1H7ZM96 2H97V1H96ZM124 2H125V1H124ZM178 2H179V1H178ZM186 2H187V0H186ZM243 2H244V1H243ZM250 2H251V1H250ZM256 2H257V0H256ZM258 2H259V1H258ZM4 3H6V2L2 0V4H0V5H1V6H2V5H5ZM105 3H106V2H105ZM105 3H104V4H105ZM120 3H121V4H120ZM131 3H130V5H131ZM139 3H140V2H139ZM144 3H146L145 5L147 6V2H144ZM144 3H143V4L141 3V4L143 5L144 9H148V8L151 7V6H150V7H147V8H146V6H144ZM148 3H149V2H148ZM166 3H167V2H166ZM166 3H165V4H166ZM232 3H233V1H232ZM232 3H231V4H232ZM6 4H7V3H6ZM8 4H9V2H8ZM156 4H158V3H156ZM177 4L180 5L181 3H177ZM234 4H235V3H234ZM237 4H240V3H239V0H238ZM242 4H243V3H242ZM247 4H248V3H247ZM262 4H263V3H262ZM262 4L259 3L260 7H261ZM41 5H42V4H41ZM46 5H47V3H46ZM109 5H110V4H109ZM130 5H128V6L126 5L125 7H131ZM132 5H133V4H132ZM148 5H150V3H149ZM8 6H9V5H8ZM10 6H12V5H10ZM38 6H39V5H38ZM44 6H45V4H44ZM91 6H92V5H91ZM96 6H97V5H96ZM96 6H94V7L96 8V11H98V10H97L98 6H97V7H96ZM101 6L105 8V6H107V5L105 4V6H104V5H101ZM135 6H136V4H135ZM139 6H141V5L139 4ZM175 6H178V5H175ZM183 6H184L185 8H187V5H186L185 1H184V3H182V4L180 5V8H179L178 11H181L182 9H183L182 11H184L185 8H184ZM236 6H237V5H236ZM241 6H242V5H241ZM241 6H240V7H241ZM94 7H93V9H94ZM102 7H101V8H102ZM110 7H111V6H110ZM110 7H109V8H110ZM117 7H118V6H116L115 8H116V9H119V10H117V11H120L119 14L127 13V10H128V9L126 10L125 8H123V9H125V10H122L120 7H118V8H117ZM132 7H133V6H132ZM137 7H138V6H137ZM243 7H244V6H243ZM3 8H4V7H2L1 9L3 10ZM9 8H11V7H9ZM38 8H39V7H38ZM99 8H100V5H99ZM99 8H98V9H99ZM134 8L136 9V7H134ZM152 8H153V7H152ZM152 8H151V9H152ZM245 8H246V7H245ZM261 8H262V7H261ZM4 9H6L5 11H7V7L4 8ZM41 9H42V8H41ZM48 9H49V8H48ZM56 9H57V8H56ZM91 9H92V7H91ZM91 9H90V10H91ZM105 9H108V8H105ZM111 9H112V10H111ZM120 9H121V10H120ZM131 9H132V8H131ZM131 9L129 8L128 11H131ZM180 9H181V10H180ZM225 9H226V8H225ZM235 9H236V8H235ZM242 9L244 10V8H242ZM2 10H0V13L3 12V13L1 14V15L3 16V14H5V11H2ZM42 10H43V9H42ZM42 10H41V12H42ZM44 10H45V8H44ZM90 10H89V11H90ZM99 10H100V9H99ZM101 10H102V9H101ZM101 10L98 11V13H99V12L101 13ZM103 10H104V9H103ZM109 10H110V11H113V12H112V13L109 12L108 15H109V14H112V15H113V14L116 13L115 10H114L113 8H110ZM133 10H134V9H133ZM174 10H175V9H174ZM238 10H240V8H239ZM84 11H85V10H84ZM104 11H105V10H104ZM125 11H126V12H125ZM134 11H135V10H134ZM134 11H131V12H134ZM136 11H137V9H136ZM136 11H135L133 14H135ZM150 11H151V10H150ZM178 11L175 12V15L179 13ZM82 12H83V11H82ZM85 12H86V11H85ZM85 12H83V13L85 14ZM114 12H115V13H114ZM121 12H122V13H121ZM186 12H187V9H186V11H185V14H184V12H183V13L180 12V13H181L182 15H183V14H184V15H187ZM222 12H223V10H222ZM237 12H239V11H237ZM48 13H49V12H48ZM83 13H82V14H83ZM89 13H90V12H89ZM91 13H92V12H91ZM105 13H106V11H105ZM117 13H118V12H117ZM117 13H116V14H117ZM220 13H221V12H220ZM245 13H246V12H245ZM38 14H39V13H38ZM44 14H45V13H44ZM101 14H102V13H101ZM101 14H97V15H99V18H98V16L96 15V13L93 14L94 16H95V15L97 16V17L95 16V17L93 18L94 22H96V23L98 22V20L95 21L96 18H98V19H100V18H105V14L103 13L104 15L102 14V16H101ZM119 14H118V16H121V17H120L121 19H122V17L125 16V15H123V14H122L123 16H122V15H119ZM129 14H130V13H129ZM129 14H128V15H129ZM144 14H145V13H144ZM171 14H172V13H171ZM181 14H180V16H181V18L184 17V20H183V19H180V17H178V15H177L178 19H177V18H174V17H176V16H174V13H173V15H172L173 18L166 19L167 21L164 22L165 25L167 24L168 27H170V26H174V28H176L175 31H177V29H179V26H180V25H183V24H180V25H179V22H180V23H181V22L185 23V19H186L185 17H188V15H187V16H182ZM221 14H222V13H221ZM232 14H233V13H232ZM238 14H239V13H238ZM252 14H253V13H252ZM258 14H260V13H258ZM261 14H262V13H261ZM261 14H260V15H261ZM25 15H26V14H25ZM36 15H37V14H36ZM63 15H64V14H63ZM85 15H86V14H85ZM87 15H88V14H87ZM135 15H136V14H135ZM213 15H214V14H213ZM224 15H226V14H224ZM227 15H228V14H227ZM239 15H240V14H239ZM241 15H243V14H241ZM247 15H249V14H247ZM260 15H259V16H260ZM2 16H1V17H2ZM37 16L39 17L40 15H37ZM56 16H57V15H56ZM83 16H84V15H83ZM106 16H107V13H106ZM118 16H117L116 18L120 20V18H119ZM144 16H145V15H144ZM218 16H219V15H218ZM228 16L230 17V16H231V13H230ZM232 16H234V14H233ZM236 16H237V15H236ZM243 16H244V15H243ZM256 16H257V18H258V15H257V14H256ZM256 16L254 15V17H256ZM1 17H0V19H1ZM33 17H35V16H33ZM38 17H37V18H38ZM44 17H45V16H44ZM58 17H59V16H58ZM63 17H64V16H63ZM87 17H88V16H87ZM112 17H114V18H112ZM135 17H136V16H134V18H135ZM221 17H223V14L221 15ZM237 17H238V16H237ZM9 18H11V17H9ZM40 18H41V17H40ZM45 18H46V17H45ZM45 18H44V19H45ZM82 18H83V17H82ZM91 18H92V17H91ZM107 18H109V16H108ZM107 18H105L106 21H107V20H109V21L111 20V22H108V23H110V24L112 25L113 22L115 21V20H114V19H115V16H111V15H110V19H107ZM111 18H112L114 21H113ZM125 18H126V16H125ZM127 18H128V17H127ZM130 18H131V17H129L128 19H130ZM143 18H144V17H143ZM219 18H220V17H219ZM224 18H225V17H224ZM224 18L221 19V20H222L221 23H224L226 26L229 25L230 23H233V22H230V23H229V20H227V18H225V20H224V22H223V19H224ZM230 18H232V17H230ZM23 19H24V18H23ZM35 19H36V18H35ZM56 19H57V18H56ZM58 19H59V18H58ZM61 19H62V18H61ZM61 19H60V20H61ZM76 19H77V18H76ZM87 19H88V18H87ZM87 19H86V20H87ZM175 19H176V20H175ZM192 19H193V18H192ZM240 19H241V18H240ZM243 19H245V17H244ZM243 19H242V20H243ZM2 20H3V19H2ZM2 20H0V21H2ZM9 20H10V19H9ZM11 20H12V19H11ZM24 20H25V19H24ZM48 20H49V18H48ZM102 20H103V19H102ZM132 20H133V19H130V21H132ZM143 20H144V19H143ZM172 20H173V21H172ZM182 20H183V21H182ZM226 20H227V22L225 23ZM27 21H28V20H27ZM55 21H56V20H55ZM71 21H72V20H71ZM91 21H92V20H91ZM91 21H89V22H91ZM103 21H104V20H103ZM112 21H113V22H112ZM116 21H118V20H116ZM116 21H115V22H116ZM122 21H123V20H122ZM122 21H121V24H120V22H116L117 24L119 23L121 26H120L119 24H118L119 26H118V25H116V26H117V27H123V26H125V25L127 24L125 21H123V22H122ZM126 21L130 22L129 20H126ZM134 21H135V20H134ZM243 21H244V20H243ZM87 22H88V21H87ZM94 22L92 21V23H94ZM210 22L212 23V21H210ZM25 23H26V22H25ZM25 23H24V24H25ZM36 23H37V22H36ZM57 23H58V22H57ZM85 23H86V21H85ZM96 23H95V24H96ZM103 23H104V22H103ZM103 23H102V24H103ZM108 23L105 22V24H107L106 27L111 28V27H110L111 25L108 26V25H109ZM116 23H114V27H116V26H115ZM122 23H123V26H122ZM227 23H228V24H227ZM0 24H1V23H0ZM19 24H21V23H19ZM19 24H18V25H19ZM24 24H23V25H24ZM28 24H29V23H28ZM28 24H26V26H28ZM33 24H34V23H33ZM37 24H38V23H37ZM55 24H56V23H55ZM95 24H94V25H95ZM102 24L100 25V22H99L100 27H97V26H93V27H94V28L97 27L98 29H101V30H102V28L105 27V26L103 27ZM138 24H139V23H138ZM224 24H223V26H222V24L220 25V26H222L223 29H224ZM2 25H3V24H2ZM5 25H6V24H5ZM5 25H4V26H5ZM9 25H15V24H11V23H9ZM34 25H35V24H34ZM39 25H41V24H39ZM57 25H58V24H57ZM79 25H80V24H79ZM89 25L92 26V24H89ZM162 25H163V24H162ZM162 25H161V26H162ZM165 25L163 26V28H160V30H161V29H164V28H165ZM177 25H179V26H178V27H175V26H177ZM193 25H194V24H193ZM7 26H8V24H7ZM16 26H17V25H16ZM19 26H21V25H19ZM58 26H59V25H58ZM58 26H57V27H58ZM85 26H86V25H85ZM91 26H90V27H91ZM138 26H139V25H138ZM194 26H195V25H194ZM211 26H212V25H210V27H211ZM226 26H225V27H226ZM5 27H6V26H5ZM12 27H13V26H12ZM23 27H24V26H23ZM23 27H22V29H23ZM36 27H37V26H36ZM36 27H33V29L36 28ZM57 27H56V29H57ZM60 27H61V26H60ZM77 27H78V26H76V28H77ZM87 27H89V26H87ZM101 27H102V28H101ZM114 27H113V28H114ZM128 27H130V26H128ZM182 27H184V26H182ZM8 28H10V27H7V29H8ZM15 28L18 29V27H14V29H15ZM19 28H20V27H19ZM50 28H51V27H50ZM84 28H85V27H84ZM84 28H83V29H84ZM91 28H92V27H91ZM91 28H90V30H91V32H92V29H91ZM97 28H95V29H97ZM136 28H137V27H136ZM143 28H144V27H143ZM171 28H172V27H171ZM1 29H2V28H1ZM1 29H0V30H1ZM7 29H6V30H7ZM10 29H11V28H10ZM17 29H16L15 31L13 30V31H14V34H15V32L17 31ZM22 29L20 28L21 31H22ZM38 29H39V28H38ZM38 29H36V31H37ZM74 29H75V28H74ZM95 29H94V30H95ZM104 29H106V28H104ZM116 29H117V28H116ZM128 29H129V28H128ZM156 29H157V28H156ZM165 29L168 30V28H165ZM165 29H164V30H165ZM193 29H194V28L192 27V30H193ZM208 29H209V28H208ZM210 29H211V28H210ZM218 29H219V28H218ZM225 29H226V28H225ZM20 30L18 29V32H19ZM28 30H29V29H28ZM59 30H60V29H59ZM65 30H66V29H65ZM78 30H79V29L76 30L77 33H78V35H77V36L75 35L77 40H79V38H80L81 36H83V34H82V35L79 37V32H78ZM80 30H81V29H80ZM108 30H109V29H108ZM120 30H121V29H120ZM122 30H123V29H122ZM124 30H126V29H124ZM158 30H159V29H158ZM160 30H159V32L157 33V36H158V34H160V32H162V30H161V31H160ZM167 30H166V31H167ZM172 30H173V29H172ZM196 30H197V29L195 28L194 31H196ZM199 30H200V29H199ZM199 30H197V32H198ZM3 31L5 32L4 29H3ZM8 31L11 32V30H7V34H8ZM13 31L11 32L12 34H13ZM21 31H20V32H21ZM34 31H35V30H34ZM34 31H32V33H33ZM42 31H43V30H40V32H41V33H40V36H41V34L43 33ZM60 31H61V30H60ZM83 31H85V29L82 30V32H83ZM86 31H87V30H86ZM96 31H97V30L93 31L94 34H95ZM139 31H140V30H139ZM149 31H150V30H149ZM149 31H148V32H149ZM166 31L164 32L165 34H166V33H167V34L169 33V34H173V35H174V33H175V32H172V31L170 30V28H169V31H170L171 33H170L169 31H167V32H166ZM218 31H219V30H218ZM18 32H17V33H18ZM20 32H19V33H20ZM62 32H63V31H62ZM124 32H125V31H124ZM152 32H153V31H152ZM177 32L180 33V30H178ZM181 32H182V31H181ZM189 32H190V31H189ZM191 32L193 33V31H191ZM197 32H196V33H197ZM11 33H10V34H11ZM17 33H16L15 36L11 35V36H9V37L12 38V40H13V38H14V40H15V37H16V40H17V38H18L17 36H19ZM23 33H25V28H24V30L22 31V36L24 35ZM36 33H37V32H36ZM44 33L47 34L46 32H44ZM59 33H60V32H59ZM129 33H130V32H129ZM138 33H139V32H138ZM179 33H178V34H179ZM211 33H212V32H211ZM213 33H214V32H213ZM10 34H9V35H10ZM28 34H29V33H27V35H28ZM33 34H35V32H34ZM33 34H32V36H33ZM52 34H53V33H52ZM60 34H61V33H60ZM80 34H81V31H80ZM94 34H93V35H94ZM150 34H151L152 36H153V35L155 36V33H154V34L149 33V35L146 34V35H148L147 37H149ZM180 34H181V33H180ZM5 35H6V34H5ZM27 35H26V36H27ZM38 35H39V34H38ZM43 35H44V34H43ZM64 35H65V34H64ZM66 35H67V34H66ZM71 35H72V34H71ZM87 35H89V33H87ZM119 35H120V34H119ZM131 35H132V34H131ZM160 35H161V34H160ZM160 35L158 36V38H157L156 36H155L156 38L153 36V37H154L153 39H160V38H159ZM173 35H172V36H173ZM175 35H176V33H175ZM190 35H191V34H190ZM197 35H198V33H197ZM205 35H206V34H205ZM212 35H214V34H212ZM216 35H217V34H216ZM7 36H8V35H7ZM7 36H4L5 38H3V39H6ZM44 36H46V35H44ZM61 36H62V35H61ZM84 36H86V35L84 34ZM84 36H83V37H84ZM90 36H91V35H90ZM166 36H169V35H166ZM166 36L164 37L163 42H160V41H158V40H155V43H157V41H158L157 44H159V46H162V45L164 44V42L168 39V37H167V39L165 40ZM170 36H171V35H170ZM178 36H180V35H178ZM178 36H177V38H178ZM192 36H194V35H192ZM9 37H8V38H9ZM24 37H25V36H24ZM35 37H36V36H35ZM35 37H32V42H35L36 39H33V38H35ZM63 37H64V36H63ZM68 37H69V36H68ZM77 37H79V38H77ZM87 37H88V36H86V38H87ZM143 37H144V36H143ZM175 37H176V36H173V38H175ZM188 37H189V36H188ZM207 37H208V36H207ZM10 38H9V39H10ZM20 38H21V42H20L21 44L18 42V40H17V42L19 43L20 46H22V43H23V42H22V39H23V37L20 36ZM20 38H19V39H20ZM29 38H30V37H29ZM48 38H49V37H48ZM48 38L46 37L45 44L48 43V42H47V41L49 40ZM64 38H65V37H64ZM72 38H75V37H72ZM81 38H82V37H81ZM81 38H80V39H81ZM86 38L84 37V39H86ZM135 38H137V36L134 37V39H135ZM171 38H172V37H171ZM171 38L168 40L169 42H171L170 40L173 39V38H172V39H171ZM210 38H211V40H212V37H210ZM9 39H8V40H5V43H6V42L8 43V41L12 42V41L9 40ZM39 39H40V38H39ZM43 39H44V38H43V36H42V39H40L41 44L44 43V42H43V41H44ZM47 39H48V40H47ZM82 39H83V38H82ZM82 39H81V40H82ZM134 39H133V40H134ZM149 39H150V37H149ZM149 39H146V38H145V42H148V43H150V44L152 45V43L149 41ZM151 39H152V38H151ZM151 39H150V40H151ZM162 39H163V36H162ZM162 39H160V40H162ZM190 39H191V37H190ZM215 39H218V38L216 37ZM215 39H214V40H215ZM16 40H15V42H16ZM37 40H38V39H37ZM81 40H79V41H81ZM146 40H148V41H146ZM192 40H193V39H192ZM192 40L190 41V40L188 39V41L190 42V43H189L190 45L192 44V43H191ZM202 40H203V39H202ZM2 41H3V40H2ZM25 41H26V40H25ZM40 41H37V43H38V42L40 43ZM50 41H51V40H50ZM93 41H94V40H93ZM119 41H120V40H119ZM152 41H154V40H152ZM168 41H166L165 44H167ZM172 41H173V40H172ZM188 41H187V37H186V35L183 33L182 36H181L180 38H178L177 40H175L174 46H173V48L171 47V48H172L171 50H168V51H167V46L170 47V46L172 45V42L169 43L170 45H169V44L166 45V51H164V53L166 52V53H165V54H166L165 58H167L168 64L171 63L172 66H171L170 64H169V65L172 67V69H173V67H174V70L176 69L175 72H174V74H173V72H172L173 75H177V76H176L177 80L174 79V80H175V83H176V81H179V80L181 81V80L183 79V76L186 75V77H189L188 80L190 79V82H191V83H190V82H187L188 84H190V85H189V87H190L191 84H194L195 82H196V83H199V82H200V84L203 82V81L201 82V80H200V79H202L203 77L201 76V73L198 71V69H200L199 66H201V65H198V64L204 62V63L202 64V66H205L206 69H209V67H208V68L206 67L205 61L207 60V58L205 59V57H206V54L209 55L210 52H209V53H204V51H203V54L201 53L202 55H205V57L203 56L204 58L202 57V58L205 59V60L202 61V60H200V58H199L200 55H198V54H199L198 52H201V51H199V50L196 48V46H195L194 44H192V45L195 46V49L193 50L194 46L191 45V48H192V49L190 50V48H188V46L190 47V45L188 44ZM15 42L13 41V44H14ZM27 42H28V41H27ZM73 42H74V41H73ZM75 42H76V41H75ZM75 42H74V43H75ZM87 42H88V40H87ZM132 42H133V41H132ZM202 42H203V41H202ZM215 42H216V41H215ZM2 43H3V42H2ZM2 43H1V45H2ZM39 43H38V44H39ZM50 43H51V42H50ZM79 43L81 44V42H79ZM83 43H84V41H83ZM83 43H82V44H83ZM88 43H90V44L92 45V47H93V44H92V43H95V42H88ZM96 43H97V42H96ZM160 43H161V45H160ZM185 43H187L186 46L184 45ZM195 43H196V45L198 46V45L200 44V41H198L199 44H197V42H195ZM211 43H212V42H211ZM211 43H209V48H210V46H211ZM34 44H35V43H34ZM38 44H37V45H38ZM76 44H78V42H76ZM76 44H75L73 47H75V49H79V48H76V47H77ZM80 44H79V45H80ZM117 44H118V43H117ZM117 44H116V45H117ZM141 44H142V43H141ZM143 44H144V43H143ZM157 44H156V45H157ZM5 45H6V46H5ZM5 45H4L5 48H6V49H4V50L6 51L5 54L7 53V54L9 55L8 52H9L10 48L12 49L16 44H15L14 46H12V47L9 46L10 48L7 47V44H5ZM9 45H11V43H10ZM17 45H18V44H17ZM17 45H16V46H17ZM87 45H88V44H86V47H87ZM91 45H90V46H91ZM116 45H115V47H116ZM133 45H134V44H133ZM156 45H155V47L158 46V45H157V46H156ZM202 45H203V43H201V45H199V47L201 46V48H202L203 50H205V52H206V49L203 48V47H205V46H204V45L202 46ZM2 46H3V45H2ZM2 46H0V47H2ZM20 46H19V49H21V51H22V48H21ZM34 46H35V45H34ZM34 46L30 44V49H31V47H34ZM39 46H41V45L39 44ZM50 46H51V45H50ZM50 46H49V45H48V46L46 45V47H48V48H49ZM57 46H58V45H57ZM94 46H95V45H94ZM140 46H141V48H142V50H143V48H144L143 46H145V45H143V46L140 45ZM159 46H158V47H159ZM212 46H213V45H212ZM212 46H211V48H212ZM17 47H18V46H17ZM17 47H16V49H15L16 51H17V49H18ZM42 47H44V45H43ZM42 47L39 48V49H42ZM46 47H44V48H46ZM67 47H68V46H67ZM67 47H66V48H67ZM73 47H72V48H73ZM83 47H84V46H83ZM92 47H91V48H92ZM113 47H114V46H113ZM115 47H114L113 49H115ZM155 47H154V48H155ZM163 47H164V46H163ZM163 47H161L162 50H163ZM169 47H168V48H169ZM7 48L9 49L8 52H7ZM23 48H24V47H23ZM35 48H37V47H34L33 49L35 50ZM48 48H47V51L50 50V48H49V49H48ZM59 48H60V47H59ZM72 48H71V50H72ZM81 48H82V47H81ZM93 48H94V47H93ZM145 48H152V46H150V47L147 46V47H145ZM145 48H144V49H145ZM159 48H160V47H159ZM161 48H160V49H161ZM201 48H199V49H201ZM206 48H207V47H206ZM211 48H210V49H211ZM0 49H1V48H0ZM56 49H57V48H56ZM62 49H63V48H62ZM68 49H69V48H68ZM68 49H66V50H68ZM73 49H74V48H73ZM75 49H74V50H75ZM82 49H83V48H82ZM133 49H135L134 46H133ZM139 49H140V48H139ZM169 49H170V48H169ZM187 49H188V51H187ZM202 49H201V50H202ZM4 50H3V51H4ZM15 50H14V48H13V51H14V52H15ZM23 50L26 51L27 49L24 48ZM31 50H32V49H31ZM42 50H43V49H42ZM42 50H41V51H42ZM58 50H59V49H58ZM58 50H57V51H58ZM66 50H65V51H66ZM85 50H86V49H85ZM108 50H109V49H108ZM111 50H112V49H111ZM111 50H110V53H111ZM142 50H141V52H142ZM147 50H148V49H147ZM147 50H144V51L147 53V52H150L151 49H149L148 51H147ZM156 50H157V49H156ZM162 50H161V51H162ZM189 50H190V51H189ZM195 50H196V51L198 50V52H195L196 54L198 53V54H197L198 56L195 57V60H196L197 57L199 58V59H198V58H197V59L200 60V62H197V65H196V63L194 62V64H195L194 66H197V68H195V72H196V69H197V72H196V73H197V74H196L197 76L195 75V72H194V71H193V72L191 71L192 68H194L192 65H190V66H191V67H190L191 70H190V68L187 69L188 67L185 66V65H186L185 63H187V59H188V61H189V58H188V57L192 56V54H191L190 56H188L187 53H188V52H191V53H192V52L195 51ZM3 51H2V53H4ZM10 51H12V50H10ZM13 51H12V52H13ZM21 51L19 50V51L16 53V54H18L19 57H20L19 52H20V54H22V52H23V51H22V52H21ZM32 51H33V50H32ZM36 51H39V50L37 49V50H35V51H33V52H36ZM47 51H46V52H47ZM86 51H87V50H86ZM86 51H85V52H86ZM121 51H122V50H121ZM144 51H143V52H144ZM12 52H11L10 54H12ZM33 52H31V53H33ZM48 52H50V51H48ZM68 52H69V51H68ZM126 52H127V51H126ZM128 52H130V49H129ZM141 52H138V53H139V55H137L138 57H140V53H141ZM143 52H142V54H143ZM2 53L0 52V58H2V56H1ZM37 53H39V52H36V53H35V54H36L35 56H38ZM44 53H45V49H44ZM60 53H61V52H60ZM66 53H67V52H66ZM86 53H87V52H86ZM106 53H107V52H106ZM119 53H120V52H119ZM133 53H134V52H133ZM138 53H137V54H138ZM150 53H151V52H150ZM152 53H154V50L152 51ZM193 53H194V52H193ZM39 54H40V53H39ZM57 54H59V53H57ZM63 54H64V53H63ZM80 54H81V53H80ZM83 54H84V52L82 53V55H83ZM104 54H105V53H104ZM120 54H121V57H122V55H123L122 52H121ZM130 54H131V53H130ZM135 54H136V53H135ZM135 54H134V55H135ZM144 54H145V53H144ZM144 54H143V55H144ZM147 54H148V53H147ZM210 54H213V52L211 51ZM2 55H3V54H2ZM27 55H28V53H27ZM27 55H26V56H27ZM42 55L44 56L45 54H43V52H42ZM60 55H61V54H60ZM82 55H81V56H82ZM86 55H87V54H86ZM86 55H85V56L83 55V57L85 58ZM115 55H117V53H116ZM148 55H149V54H148ZM148 55H147V56H148ZM151 55H153V54H150L149 58L151 57ZM154 55H155V54H154ZM157 55H158V54H157ZM160 55H161V54H160ZM202 55H201V56H202ZM5 56H6V55H5ZM5 56H4V57H5ZM9 56L12 57V55H9ZM13 56H14V54H13ZM15 56H16V55H15ZM144 56H145V55H144ZM187 56H188V57H187ZM201 56H200V57H201ZM211 56H212V55H211ZM16 57H17V56H16ZM19 57H18V58H19ZM22 57H24V59H25V55H24V56L22 55L21 58H22ZM40 57H41V56L39 55V58H40ZM79 57H80V56H78L77 58L72 57V59L74 58L75 60H77ZM83 57H82V58H83ZM117 57H118V58H117ZM117 57H116L117 59H120V60H121V58H119L120 55H119V56L117 55ZM125 57H126V55H125ZM125 57H124V58H125ZM152 57L154 58V56H152ZM193 57H194V56H192V58H193ZM9 58H10V57H9ZM14 58H15V57H14ZM21 58H20V59H21ZM28 58H29V57H28ZM33 58H35L34 60L37 59L36 57H33ZM33 58H31V60H32ZM39 58H38V59H39ZM112 58L114 59L115 57L113 56V57H111V59H110L111 62H112V65L116 66L115 64H119V63H118L119 60H117V59H116V61H114V62H115V64H114ZM209 58H210V56H209ZM4 59H6V58H4ZM12 59H13V58H12ZM12 59H11V60H12ZM20 59H19V60L16 59V60H18L19 62H21V63L23 64L24 61H23V60L20 61ZM38 59H37V60H38ZM42 59H43V58L41 57V60H42ZM80 59H81V58H80ZM133 59H134V58H133ZM133 59H132V62L135 60V59H134V60H133ZM138 59H139V58H138ZM141 59H142V57H141ZM1 60L3 61V59H1ZM28 60H29V59H28ZM28 60H26V61H28ZM39 60H40V59H39ZM39 60H38V61H39ZM44 60H46V59L44 58ZM122 60H123V58H122ZM155 60L158 61V62L161 61V60L159 61V60H157V59H155V58H154V60H151V59H150V61H155ZM191 60H193V59H191V57H190V61H191ZM208 60H209V59H208ZM32 61H33V60H32ZM32 61H31L32 64H33V63L35 64V62L38 63V61H35V62H34V61L32 62ZM42 61H43V60H42ZM42 61H39V64H40V62H41V63H42V66H45V63H43L44 61H43V62H42ZM47 61L49 62V60H47ZM77 61H78V60H77ZM117 61H118V62H117ZM167 61H166V62H167ZM196 61H197V60H196ZM4 62L7 63V62H9V61L6 59ZM4 62H3V66H2V67L5 69V72L3 73L4 77H1V78H2L1 80H3V81H2V83L0 82V93H2V96H3V97L5 96V95L3 94V92H4L5 90H6V91L8 90L7 93H6L7 96H8V92H12V93H13V92H14L13 90L10 91V89H12L13 87H15V88H13L15 91H17V90L21 91L22 88L19 89V87L16 85V83L18 82L17 80L20 79V77H19L17 80H14V81H15V84H14L13 87H11V86H12V85H11V86L9 87L10 89L6 88L5 85H4V83H6L7 78H8L9 80H10L11 78H12V79L16 78V77H14V75L16 76V73H17V72L15 73V71H17V70H21V71H23V70H22L23 65H22V67H19V69L17 68V69H15V70H13V65H12V63H14L15 65H17V63L14 62V60H13V62L11 61L12 63L10 62V63H11L10 65H12V71H13L15 74H12V73H10L11 70L8 69L9 67L11 68V66H6V65H5V67H7V68H5V67H4ZM19 62H18V66H19ZM48 62H46V63H48ZM71 62H72V60H71ZM71 62H70V64H71ZM111 62H109L110 65H111ZM207 62H209V61H206V63H207ZM21 63H20V65H21ZM28 63H29V61L27 62V64H28ZM162 63H163V62H162ZM162 63H160V64H162ZM180 63H184L185 65H184V64L181 65ZM209 63H210V62H209ZM27 64L24 63V65H26V67L28 68L30 65L28 64L29 66H27ZM43 64H44V65H43ZM73 64H74V63H73ZM109 64H108V65H109ZM144 64H147V63H144ZM144 64L140 67V69L143 67L140 71H142L141 73L144 74V76L147 77L148 75H146V74H147L146 72L148 71L147 69H148L149 64H147V65H148L147 67H145ZM155 64H157V63H155ZM164 64H165V62H164ZM164 64H163V65H164ZM166 64H167V63H166ZM166 64H165V65H166ZM168 64H167V65H168ZM178 64H180L179 66H182V69H181V67L178 68L179 71H180V70H181V71L183 70V71L180 72V73H184L185 70L187 69L186 71H187V72L191 71V72H192V75H190V72H189V73H188L189 75L187 76V74H186V72H185L184 75H183V74L180 75V76L183 75V76H182V79H181V77H179L180 79H178V74H177V73L179 72V71L177 70ZM188 64H190V63H188ZM204 64H205V65H204ZM207 64H208V63H207ZM7 65H9V63H7ZM15 65H14V66H15ZM47 65H48V64H47ZM50 65H51V64L49 63L48 67H45V69H44V68H41V67L39 68V67L37 66V64H36V65H32V66H35V67L37 66L38 69H39V72H40L41 69L44 70V71L41 70V71L43 72V73L41 72L42 74L45 75V72H46V74L49 75V72H50V71L47 73V71H46L47 69H46V68H49ZM103 65H104V64H103ZM108 65H107V66H108ZM163 65H162V67H163ZM169 65H168V67H169ZM183 65H184L185 68H186V67H187V68L184 69ZM39 66H41V64H40ZM126 66H127V65H126ZM126 66H125V68H126ZM154 66H155V65H154ZM156 66H157V68H158V65H156ZM207 66H209V65H207ZM15 67H16V66H15ZM70 67H71V66H70ZM108 67H109V66H108ZM160 67H161V66H160ZM3 68H2V69H3ZM98 68H99V67H98ZM103 68H104V67H103ZM105 68H106V67H105ZM110 68H112V66L109 67V68H106V71H107V69H108V71H109ZM122 68H124V66H123ZM122 68H121V69H122ZM125 68H124V69H125ZM146 68H147V69H146ZM149 68L152 69L153 67H152V66H149ZM169 68H170V67H169ZM201 68H202V69H205L204 67H201ZM262 68H263V67H262ZM2 69H0V70H2ZM33 69H35V68H33ZM33 69H32V71H33ZM38 69H35V70H37V72H38ZM66 69H67V68H66ZM68 69H69V68H68ZM70 69H71V68H70ZM99 69H100V68H99ZM124 69H123V71L126 70V69H125V70H124ZM145 69H146L147 71H146ZM225 69L227 70V68H225ZM8 70H10L9 73H8L9 75L7 74ZM48 70H51V69L49 68ZM143 70H144V71H143ZM161 70H162V69H161ZM174 70H172V71H174ZM193 70H194V69H193ZM263 70H264V69H263ZM2 71H4V70H2ZM6 71H7V72H6ZM62 71H63V70H62ZM67 71L69 72V70H67ZM101 71H102V70H101ZM101 71H100V73L103 74L104 72L102 73ZM131 71H132V70H131ZM131 71H130V73H131ZM138 71H139V70H138ZM138 71H137V73H138ZM140 71H139V73H140ZM170 71H171V70H170ZM200 71H201V69H200ZM202 71H203V70H202ZM208 71H209V70H208ZM33 72H36V71H33ZM65 72H66V71H65ZM65 72H64V74L67 76L68 73L66 72V73H67V74H66ZM98 72H99V71L97 70L96 73H98ZM149 72L153 75V72H151V70H149ZM226 72H227V71H226ZM0 73H1V71H0ZM18 73H20V74L23 75V76L25 75V74H24V73H25L24 71H23V73H22V72H18ZM29 73H30V72H29ZM50 73H51V72H50ZM88 73H89V72H88ZM115 73H116V74L120 73V72H119V69H118V72H116V70H115ZM121 73H123V72H121ZM121 73H120V74H121ZM139 73H138L137 75H138V77H141V76H140L141 74H139ZM159 73H160V74H159ZM175 73H176V74H175ZM198 73H200V76H201L200 79L198 78L200 81L197 79V77H198V75H199ZM10 74L13 75L14 78H13ZM36 74H37V73H36ZM42 74H41V76H40L41 78H39V79H40L39 81H41L42 78H43ZM64 74H63V76H64ZM69 74H70V73H69ZM84 74H85V73H84ZM86 74H87V73H86ZM90 74H91V73H90ZM113 74H114V73H113ZM120 74H119V75H120ZM158 74L161 75L160 70H159L158 72H156L155 76H153V77L156 78ZM168 74H169V73H168ZM206 74H207V72H205V75H206ZM209 74H210V73H209ZM21 75H20V76H21ZM91 75H92V74H91ZM93 75H94V74H93ZM95 75H96V74H95ZM97 75H99V74H97ZM110 75H111V73H110ZM110 75H109V76H110ZM193 75L196 77V79L193 78V77H194ZM5 76H6V81H5ZM8 76H11V78L8 77ZM29 76H30V75H29ZM33 76H36V75H34V74L32 73V78H31V79L28 78V77H27L28 79H26V77H25V78L23 77L24 79L21 78V80H19V83H20V84H22L21 82H24V83L26 84V87L24 86L25 84L23 85L24 87L22 86L23 88H25L24 90H26V91H28V89H31V90H32L33 86L31 85V83H33V85H34L35 83H34L33 81H34V79H36V78L33 77ZM37 76L39 77V75H37ZM52 76H53V75H52ZM61 76H62V75H61ZM70 76H71V74H70ZM114 76H115V74H114ZM132 76H133V74H132ZM191 76H192V77H191ZM203 76H204V75H203ZM209 76H210V75H209ZM17 77H18V74H17ZM48 77H49V76H47V78H48ZM55 77H56V76H55ZM64 77H65V76H64ZM64 77H63V78H64ZM67 77H68V76H67ZM91 77L93 78L94 76H90V78H91ZM98 77H99V76H95V77H94L95 80H96V78L98 79ZM128 77H129V76H128ZM138 77L136 76V78H138ZM149 77L151 78L150 81H153L154 78H152V77L150 76V74H149L148 78H149ZM162 77H163V76H161V78H162ZM207 77H208V76H207ZM53 78H54V77H53ZM58 78H59V77H58ZM60 78H62V77H60ZM60 78H59V80H58L57 78H56V79H57L58 81H60ZM92 78H91V79H92ZM94 78H93V80H94ZM134 78H135V77L131 78V80L133 81ZM136 78H135V79H136ZM142 78H143V76H142ZM159 78H160V77H159ZM184 78H185V76H184ZM191 78H192V80H191ZM25 79H26V82H25ZM32 79H33V81H32ZM48 79H49V78H48ZM65 79H68V78L65 77ZM76 79H77V78H76ZM101 79L103 80L104 77H103V78H102V77L99 78V80H101ZM125 79H126V78H125ZM129 79H130V78H129ZM144 79H145V78H143V80H144ZM163 79H164V78H163ZM193 79H194V80H193ZM204 79H206V78L204 77ZM204 79H202V80H204ZM9 80H8V81H9ZM44 80H46V77H45V76H44V78H43V80H42L41 82H44V83L46 84V82H45ZM51 80H52V78H51ZM89 80H90V79H89ZM95 80H94L93 82H96ZM131 80H130V81H131ZM136 80H137V79H136ZM155 80H156V79H154V83H155ZM184 80H185V79H184ZM184 80H183V81H184ZM186 80H187V79H186ZM186 80H185L184 82L182 81L183 84H184V86H186V85H185ZM196 80H197V81H196ZM14 81H11L12 84L14 83ZM16 81H17V82H16ZM20 81H21V82H20ZM35 81H36V80H35ZM37 81H38V79H37ZM46 81H48V80H46ZM54 81H55V80H54ZM61 81L63 82L62 79H61ZM61 81H60V82H61ZM64 81H65V80H64ZM69 81H70V80H69ZM73 81H74V80H73ZM130 81H128V83H127V84H128V86H127V90H128V91H127V92H126V90H125V89H126L125 86L127 85V84H126V85L124 86L125 88H123L125 91L123 90V92L121 91V93L117 91L116 93L123 94V93L126 92V93H125V96H126L127 98H129V99L131 98V95L136 96L134 93L132 94V92H135L136 89H135V91H132V92H131L130 89H129V88H130V87H129V82H130ZM140 81H141L140 79H138L137 82L134 80V82H135L134 84L139 83V85H140ZM150 81H148L147 83H149ZM9 82H10V81H9ZM41 82H38V83L40 84ZM82 82H83V81H82ZM93 82L91 83V86H92V85L94 86L95 83L93 84ZM97 82H98V81H97ZM99 82H101V81H99ZM102 82H103V81H102ZM123 82H124V81H123ZM123 82H119V85L121 84V85L123 86ZM126 82H127V81H126ZM126 82H125V83H126ZM192 82H193V83H192ZM7 83H8V82H7ZM19 83H17V84H19ZM38 83H37V86L35 85V89H33L32 91H34V90L37 91V93H35V94H37V95H36L37 98L39 97L38 99H40V97H41V100H42V98H43L44 103H45L47 100H45V98L42 97V93H43V92H41V90H42L41 88H40V90H39ZM47 83H48V82H47ZM54 83H56V82H54ZM58 83H59V82H58ZM58 83H57V84H58ZM80 83H81V82H80ZM83 83H84V82H83ZM83 83H81V85H82ZM107 83H109V82H107ZM125 83H124V84H125ZM130 83L132 84V82H130ZM154 83H151V85H152V90H151V89H150V90L148 89V90L151 91V92H150L151 94H152V93H153V94L156 93L157 95H161L160 93H162V92H160V91H162V88H161V90H160V89H157L158 84H156L157 86L153 88V86L155 85ZM175 83H173V85H175ZM187 83H186V84H187ZM20 84H19V85H20ZM45 84H42V86L45 85ZM50 84H51V83H50ZM50 84H49V85H50ZM70 84H71V86H69ZM73 84H74V82H73ZM73 84H72L71 82H69V83L67 84L69 87H67L66 84H65V86H66V88H71V87H72V88L74 89V88L77 87V86H76V85H73ZM78 84H79V83H78ZM89 84H90V83H89ZM89 84H86V85H89ZM100 84H101V83H100ZM131 84H130V86H131ZM141 84H143V83H141ZM149 84H150V83H149ZM149 84H148V85H149ZM202 84H203V83H202ZM7 85H8V84H7ZM9 85H10V84H9ZM9 85H8V86H9ZM15 85H16L17 87H16ZM49 85L46 84L47 87H48ZM54 85H55V84H54ZM59 85H60V84H59ZM117 85H118V84H116V86H117ZM136 85H137V84H136ZM136 85H133L132 88H133L134 86H135L134 88H136ZM139 85H137V93H138V91H139L138 94H139L140 96H141V95L146 96L145 94H141V93H145V90H143V89H142L143 91L140 90V89L138 90V88H139L138 86H139ZM148 85H147V86H148ZM151 85H149L150 88H151ZM173 85H172V86H173ZM194 85H195V84H194ZM194 85H193V86H194ZM204 85H205V83H204ZM20 86H21V85H20ZM51 86H52V85H51ZM73 86H75V87H73ZM79 86H80V85H78V87H77L78 89H79V88H82V87H79ZM91 86H87V87H86V86H84V84H83V88H86V89H89ZM95 86H96V85H95ZM122 86H120V87H122ZM140 86H141V85H140ZM193 86H192V88H193ZM202 86H203V85H202ZM29 87H31V88H29ZM36 87H37V90H36ZM49 87H50V86H49ZM60 87H61V86H60ZM88 87H89V88H88ZM96 87H97V86H96ZM128 87H129V88H128ZM144 87H145V85H144ZM149 87H147V88H149ZM174 87H175V86H174ZM194 87H195V86H194ZM196 87H197V85H196ZM196 87H195V88H196ZM5 88H6V89H5ZM16 88H17V89H16ZM52 88H53V87H51L50 90H51L52 92H54V91L52 90ZM66 88H65V89H66ZM72 88H71V89H72ZM117 88H118V90H119V89H122V88H119V86H117ZM132 88H131V89H132ZM147 88H146V90H147ZM158 88H159V87H158ZM195 88H193V89H195ZM199 88H200V87H199ZM204 88H205V86H204ZM4 89H5V90H4ZM48 89H49V88H48ZM53 89H54V88H53ZM71 89H70V90H71ZM78 89L73 90V92L75 91V94L80 95L79 92L81 91V93H82L84 90H83V89L78 90ZM86 89H85V91L88 92L89 90H86ZM115 89H116V88H115ZM174 89H176V88H174ZM185 89H186V88H185ZM188 89H189V88H188ZM22 90H23V89H22ZM24 90H23L22 92H19V91H18V92H19V95H18V93L14 92V94H15V95L17 94L19 97H21V95L24 96L23 98H22V97L19 98V100H20V99H24V100H25V95H26V96L28 95V94H25V95H24V93H26ZM31 90H29L28 92L30 93ZM46 90H47V89H46ZM62 90H63V89H62ZM76 90H78V93H76V92H77ZM113 90H114V89H113ZM116 90H117V89H116ZM116 90H114V91H116ZM148 90H147L146 92H148ZM156 90H158V91H156ZM186 90H187V89H186ZM196 90H197V89H196ZM32 91H31V93H32ZM129 91H130L131 93H130ZM152 91H153V92H152ZM201 91H202V90H201ZM44 92H45V91H44ZM60 92H61V91H60ZM66 92H69V89H68V90L66 89ZM66 92H65V93H66ZM154 92H155V93H154ZM157 92H158L159 94H158ZM198 92H199V91H198ZM31 93H30V94H31ZM48 93L51 94V92H49V91H48ZM62 93H63V92H62ZM89 93L91 94V92H89ZM89 93H88V94H89ZM104 93H105V92H104ZM106 93H108V92H106ZM110 93H111V95H112L114 92H113V93L110 92ZM110 93H109V94H110ZM116 93H114V95H112V96H115ZM127 93H130V96H129V94H128V96H127ZM163 93H164V92H163ZM30 94H29V95H30ZM49 94H47V95H49ZM60 94H61V93H60ZM86 94H87V93H86ZM86 94L84 93V95H86ZM88 94H87V95H88ZM92 94H94V93H92ZM109 94H104L105 96L107 95V96H106V99H107V100L104 99V98H105L104 95H103L104 98H101V100L104 99L105 101H107L106 106H107V104H109V102H113V103H111L110 105H113V104H115V103H120L121 100H120V102H119V99H121L122 97L124 98V96L121 97V96H119V95L117 94V95H118L117 98L119 97L118 99H114L113 101H109V102H108V100H109L108 98L112 97V96L108 97ZM138 94H137V95H138ZM146 94H147V93H146ZM148 94H149V92H148ZM11 95H13V94H10V98L12 99L13 103H15V102L18 103V102H20V101H17V98H16L15 95H13V96H15V97L12 96L13 98L11 97ZM62 95H63V94H62ZM67 95H68V94H67ZM69 95H71V94H69ZM69 95H68V96H69ZM78 95H77V96H78ZM18 96H17V97H18ZM43 96H44V95H43ZM82 96H83V95H82ZM103 96H101V97H103ZM144 96H141V97H143V100L146 99L147 96L150 97V99H152L150 94L147 95L145 98H144ZM215 96H216V95H215ZM8 97H9V96H8ZM27 97H29V96H27ZM27 97H26V98H27ZM30 97H31V96H30ZM30 97H29V98H30ZM34 97H35V95H34V93H33V99H32V101H33V104H36V106H37L36 108H38V104H37L38 102L36 101L37 98H34ZM45 97H46V96H45ZM47 97H48V96H47ZM47 97H46V98H47ZM51 97H53V96H51ZM66 97H67V96H66ZM69 97L72 99V95L69 96ZM69 97H68V98H69ZM78 97H81V95L78 96ZM92 97H93V95L90 96V97L88 96V98H89V99L91 98V100H92ZM107 97H108V98H107ZM120 97H121V98H120ZM126 97L123 99L124 101L121 102V105H123V103H125V102H127V101L129 100V99L127 100ZM132 97H133V96H132ZM148 97H147V98H148ZM152 97H154V96H152ZM15 98H16V99H15ZM81 98H82V97H81ZM81 98H78V99H77V101H79V103H80V100H82L83 98L86 99L87 96H86V98H85V97H83L82 99H81ZM98 98H100V97H98ZM98 98H95V97H94L93 100L95 99V101H96V100H98ZM114 98H115V97H114ZM217 98H218V97H217ZM6 99H7V97L5 96L3 100L6 101ZM14 99L16 100L15 102H14ZM38 99H37V100H38ZM64 99H65V98H64ZM64 99H62V100L64 101ZM79 99H80V100H79ZM89 99H87L86 101H88L89 104H90L91 100H89ZM112 99H113V98H111L110 100H112ZM125 99H126L127 101H125ZM138 99H140V98H138ZM138 99H137V97H136V100H137V101H139ZM141 99H142V98H141ZM148 99H149V98H148ZM154 99H155V97H154L152 100H154ZM3 100H2V98H1V96H0V102H1L0 106L2 107V106L4 105L2 108H5L6 104H3V102H2ZM26 100H27V99H26ZM26 100H25V101H26ZM29 100H30V99H29ZM66 100H67V98H66ZM69 100H70V99H69ZM69 100H68V101H69ZM72 100H73V99H72ZM104 100H103V102H104ZM116 100H117L118 102H117ZM136 100H135V101H136ZM8 101H10L9 98H8ZM8 101H7V102H8ZM12 101H11V103H12ZM34 101H35V102H34ZM70 101H71V100H70ZM70 101H69V102H70ZM74 101H76V100H74ZM99 101H100V99H99ZM114 101H116V102H114ZM129 101H134V100H133V98H132V100H129ZM129 101H128V102H129ZM150 101H151V100H150ZM150 101H147V103L150 102ZM154 101H155V100H154ZM27 102H29L28 105H32V103H31L30 101L27 100ZM36 102H37V103H36ZM40 102L42 103V101H40ZM40 102H39V103H40ZM47 102H48V101H47ZM103 102H101V107H103V109H104V105H105V104H102ZM128 102H127V103H128ZM139 102H140V101H139ZM219 102H220V101H219ZM4 103H6V102H4ZM9 103H10V102H9ZM20 103H21V102H20ZM23 103H24V101H23ZM30 103H31V104H30ZM44 103H43V104H44ZM70 103H71V102H70ZM73 103H74V102H73ZM75 103H78V102H75ZM82 103H84V102H82ZM96 103L98 104L99 102L96 101ZM129 103H130V102H129ZM133 103H134V102H133ZM151 103H152V102H150V104H151ZM26 104H27V103H25V105L22 104V105L25 107V109H27V107H26L27 105H26ZM99 104H100V103H99ZM134 104H136V103H134ZM150 104H148V105L150 106ZM22 105H21V106H22ZM39 105H40V104H39ZM73 105L75 106V104H73ZM77 105H78V104H77ZM77 105H76V106H77ZM92 105H94V101H92V104H90L89 106H92ZM102 105H103V106H102ZM115 105H116V104H115ZM115 105H113V107H114ZM128 105H130V104H128ZM138 105H139V104H137V106H138ZM140 105H143V104L140 103ZM144 105H145V103H144ZM144 105H143L142 108H141L142 110H144L145 108H148V107H144ZM146 105H147V104H146ZM23 106L20 107V108H23V109H24ZM52 106H53V105H52ZM55 106H56V105H55ZM80 106H81V105H80ZM86 106H87L88 108H90V109L92 108V107H89L88 105H86ZM86 106H84V107L87 108ZM96 106H97V105H96ZM131 106H132V103H131ZM135 106H136V105H135ZM1 107H0V108H1ZM30 107L33 108V106H30ZM47 107L49 108L50 106L47 105ZM81 107H82V106H81ZM81 107H79V109H82ZM84 107H83V108H84ZM108 107L110 108V106H108ZM113 107H112L111 109H112V111H113V113H114V110H113V109H114L115 107H114V108H113ZM117 107H118V106H116V109L118 110L119 107H118V108H117ZM123 107H124V106H123ZM125 107H126V106H125ZM125 107H124V108H125ZM138 107H141V106H138ZM138 107H137V108H138ZM143 107H144V108H143ZM40 108H41V107H40ZM48 108H47V109H48ZM51 108H52V107H51ZM51 108H50V109H51ZM53 108H54V107H53ZM59 108H60V106H59ZM88 108H87V109H88ZM95 108H96V107H95ZM130 108H131V107H130ZM130 108H129V109H130ZM133 108H134V107H133ZM23 109H22V110H23ZM25 109H24V110H25ZM28 109H29V108H28ZM33 109H34L33 111H35V108H33ZM38 109H39V108H38ZM64 109H65V108H64ZM64 109H63V110H64ZM75 109H76V107H75ZM79 109H78V110H79ZM87 109H85V110H87ZM93 109H94V108H93ZM96 109H97V108H96ZM103 109H102V110H103ZM106 109H107V107L105 108V110H106ZM111 109H109V110L111 111ZM141 109L139 108V109H136V110L139 111V110H141ZM149 109H150V108H149ZM176 109H177V108H176ZM223 109H224V108H223ZM225 109H226V108H225ZM3 110H4V109H3ZM5 110H6V109H5ZM20 110H21V109H20ZM24 110H23V112L26 113L27 111H26V110L24 111ZM29 110H30V109H29ZM36 110H37V109H36ZM41 110H42V109H41ZM41 110H40V111H41ZM59 110H60V109H59ZM66 110H67V109H66ZM88 110H89V109H88ZM98 110H99V109H98ZM100 110H101V108H100ZM109 110H108V111H109ZM119 110H122V108L119 109ZM119 110H118V112H119V115H120L121 112H120ZM145 110H146V109H145ZM145 110H144V111H145ZM147 110H148V109H147ZM173 110H175V109H173ZM37 111H38V110H37ZM44 111H45V112H44L45 116H47V114H49V113H46V110H44ZM48 111H49V110H48ZM52 111H53V110H52ZM82 111H83V110H82ZM108 111H107V112H108ZM125 111H126V109H125ZM133 111H134V110H133ZM138 111H136V112H138ZM150 111H151V110H150ZM150 111H149V112H150ZM176 111H178V110H176ZM19 112H20V111H19ZM23 112H22V113H23ZM31 112H32V110H31ZM38 112H39V111H38ZM49 112H50V111H49ZM56 112H57V111H56ZM56 112H55V113H56ZM64 112L66 113V111H64ZM83 112H85V113H83L84 116H85L86 111H83ZM87 112H88V111H87ZM89 112H90V111H89ZM127 112H128V110H127ZM147 112H148V111H147ZM180 112H181V111H180ZM6 113H7V112H6ZM24 113H23V114H24ZM59 113H60V112H59ZM62 113H63V112H62ZM62 113H61V116H62ZM95 113H96V112H95ZM95 113H92V115L89 114V113H87L86 116L89 114V115H90L89 117H95V116L93 115V114H95ZM100 113H101V112H100ZM111 113H112V112H111ZM116 113H117V111L115 110V114H116ZM122 113H124V111H123ZM133 113H134V112H133ZM133 113H132V112L130 113L131 115H129V118H131L130 116H132ZM143 113H146V111L143 112ZM151 113H152V112H151ZM154 113H155V112H154ZM154 113H153V114H154ZM27 114H28V113H27ZM39 114H40V113L36 114V116H39ZM44 114H43V115H44ZM66 114H67V113H66ZM77 114H78V113H77ZM98 114H99V113L97 112L96 115H98ZM139 114H140V113H139ZM139 114H137V113L135 114V113H134V115H133V117H134L135 115H136V117H137V115H138V118H139V119L137 118L138 120H137V122L135 121L136 123H138L139 120H143V119H140V118H141V115H140V117H139ZM153 114H151V116H149V117H150V118L153 117ZM12 115H13V119H12V120L16 121V120L18 119L17 116H16V115L14 116V114H12ZM49 115H50V114H49ZM51 115H53V114L51 113ZM51 115H50V116H51ZM64 115H65V114H64ZM64 115H63V117H65ZM99 115H100V114H99ZM99 115H98V117H99ZM101 115H107V114L105 113V114H101ZM109 115H110V114H109ZM109 115H108V116H109ZM112 115L115 116L114 114H112ZM142 115H143V114H142ZM148 115H150V114H148ZM148 115H146V116H148ZM5 116H6V115H5ZM24 116H25V115H24ZM26 116H28V115H26ZM40 116H42V114H41ZM40 116H39V118H37V119H40V118H41ZM74 116H75V115H74ZM81 116H82V114H81ZM108 116H107V118H106L105 121L108 120ZM117 116H118V113H117V115H116L115 117H117ZM120 116H121V118H124V117H123V116H124L123 114H121ZM120 116H119V117H120ZM127 116H128V115H127ZM178 116H181V115L178 114ZM14 117L17 118V119L15 120ZM66 117H67V115H66ZM101 117H103V119H100ZM101 117L99 118V119H100L99 121L102 122V120L104 121L105 118H104V116H101ZM110 117H111V115H110ZM115 117H113V118H115ZM119 117H118V120H119ZM133 117H132V118H133ZM136 117H135V118H136ZM174 117H176V115L173 116L172 118H174ZM4 118H5V117H4ZM7 118H8V117H7ZM10 118H12V117H10ZM31 118H33V117L31 116ZM58 118H60V117H58ZM61 118H62V117H61ZM80 118H82V117H80ZM86 118H87V117H86ZM135 118H134V119H135ZM142 118H143V117H142ZM145 118H146V117H145ZM145 118H144V121L141 122V123L144 124V122L146 121V122H145L146 124H147V123H151V125H152V122H154V121L150 122L151 120L148 121V120L145 119ZM172 118H170V119L172 120ZM181 118H182V117H181ZM20 119H22V118H20ZM23 119H24V118H23ZM84 119H85V118H84ZM109 119H110V118H109ZM111 119H112V117H111ZM111 119H110L109 122L113 121V120H111ZM178 119H179V117H178ZM183 119L185 120L184 117H183ZM31 120H32V119H31ZM41 120H42V119H41ZM59 120H60V119H59ZM61 120H62V119H61ZM63 120H65V119L63 118ZM74 120H75V119H74ZM90 120H91V119H90ZM93 120H94V119H93ZM95 120L98 121V118L95 117ZM118 120H115V121H118ZM121 120H123V119H121ZM131 120H132V119H131ZM135 120H136V119H135ZM175 120H176V119H175ZM184 120H183V121H184ZM193 120H194V119H193ZM7 121H8V120H7ZM17 121H18V120H17ZM50 121H51V120H50ZM52 121H53V120H52ZM75 121H76V120H75ZM91 121H92V120H91ZM91 121H90V124H92ZM99 121L97 122V124H98V123H101V122H99ZM105 121H104V122H105ZM132 121H134V120H132ZM180 121H182V120L180 119L179 122H180ZM183 121H182V122H183ZM188 121H191V120H188ZM195 121H196V120H195ZM19 122H21V123L23 124V123L25 122V120H24V122H23L22 120H19ZM19 122H18V125H20V126L17 127L18 129H19V128H22V126H21L22 124H21V123L19 124ZM27 122H29V121L27 120ZM27 122H26V123H27ZM55 122H56V121H55ZM67 122H68V121H67ZM76 122H77V121H76ZM79 122H80V121H79ZM79 122H78V123H79ZM104 122H103L102 124L105 125L106 122H105V123H104ZM107 122H108V121H107ZM120 122H121V121H120ZM122 122H123V121H122ZM182 122H181V123H182ZM193 122H194V121H193ZM198 122H199V121H198ZM0 123H3V122H0ZM12 123L14 124V122H12ZM15 123H16V122H15ZM51 123H54V122H51ZM80 123H81V122H80ZM86 123H87V122H86ZM93 123H94V122H93ZM124 123H126V121H125ZM124 123H123V124H124ZM139 123H140V122H139ZM183 123H184V122H183ZM190 123L192 124V121H191ZM190 123L188 122L189 125H190ZM47 124H48V123H47ZM69 124H71V126H72V123H69V122H68V125H69ZM95 124H96V123H95ZM95 124H94V126H95ZM97 124H96V125H97ZM109 124L112 126L113 123L111 122V123H109ZM109 124H108L107 126H110ZM131 124H132V123H131ZM184 124H187V120L185 121ZM1 125H3V124H0V126H1ZM23 125H24V124H23ZM25 125H26V124H25ZM48 125H51L52 129L54 128L55 131H57V129H58V128H57V127H58L57 124H56L57 127H54L55 125L53 124V125H54V126H53L52 124H50V122H49ZM68 125H67V126H68ZM74 125H75V123H74ZM76 125H77V124H76ZM86 125H87V124H86ZM104 125H103V127H104ZM124 125H125V124H124ZM147 125L149 126L150 124H147ZM197 125H198V124H197ZM197 125H196V126H197ZM4 126H5V125H4ZM4 126H3V127H4ZM13 126H17V125L14 124ZM77 126H79V124H78ZM77 126H75V127L77 128ZM82 126H83V125H82ZM88 126L90 127V125H88ZM115 126H116V124L114 125V128H115ZM117 126H118V125H117ZM117 126H116V127H117ZM141 126H142V124H141ZM11 127H12V126H11ZM51 127L49 126V130H50V131H49L48 133L51 132V133L53 134L55 131H54V132L51 131V130H52ZM61 127H62V126H61ZM69 127H70V125H69ZM69 127H68V128H69ZM85 127H86V126H85ZM142 127H143V126H142ZM142 127H141V128H142ZM144 127L146 128V131H147L146 133L148 134V131L150 132V129L153 130L152 128H153L154 126H153V127L150 126V128H148V127L145 125ZM144 127H143V128H144ZM155 127H157V126H155ZM1 128H2V126H1ZM5 128H6V127H4V129H5ZM13 128H14V127H13ZM13 128H12V129H13ZM35 128H37V127H35ZM35 128H34V129H35ZM63 128H64V127H63ZM76 128H75V129H76ZM78 128H79V127H78ZM109 128H110V127H109ZM109 128L107 127V129H109ZM120 128H121V127H120ZM9 129L11 130L10 127H9ZM15 129H16V128H15ZM54 129H53V130H54ZM73 129H74V128H72V134H73V132L75 131V129H74V131H73ZM81 129H82V127H81ZM94 129H96V128H94ZM97 129H98V128H97ZM147 129H148V130H147ZM167 129H168V128H167ZM173 129H174V128H173ZM35 130H37V129H35ZM47 130H48V129H47ZM59 130H60V128L58 129V132H59V134H61L60 131H61L62 129H61L60 131H59ZM67 130H68V129H67ZM76 130H78V129H76ZM99 130H101L100 127H99ZM118 130H119V129H118ZM168 130H169V131H172V132L175 131V129H174V130L168 129ZM78 131H79V130H78ZM89 131H90V130H89ZM89 131L86 132V133H89ZM97 131H98V130H97ZM101 131H102V130H101ZM105 131L107 132L108 130H106V129L103 130V131H102L103 134H104ZM113 131H114V130H113ZM113 131H112V132H113ZM164 131H165V130H163V132H164ZM178 131H179V130H178ZM11 132H13V131H11ZM19 132H21V129L19 130ZM63 132H64V131H63ZM63 132H62V134L64 135L66 132H65V133H63ZM163 132H162V134H163V136H162L161 132L159 131V133L161 134L160 137H161V136H162V137H165L166 135H168L166 131H165L166 133H165V132L163 133ZM0 133H1V132H0ZM51 133H50V134H51ZM90 133H91V132H90ZM90 133H89V134H90ZM100 133H101V132H100ZM113 133L116 134V130H115ZM121 133H122V132H121ZM144 133H145V132H144ZM176 133H177V132H176ZM13 134H14V133H12V135H13ZM18 134L20 135V133H16V135H18ZM24 134H25V133H24ZM52 134H51V137H52ZM59 134H57V135H59ZM92 134H93V133H92ZM96 134H99V132L96 133ZM101 134H102V133H101ZM103 134H102V136H103ZM110 134H111V132H110ZM130 134H131V133H130ZM132 134H134V133H132ZM147 134H145V135H147ZM150 134H151V132H150ZM152 134H153V133H152ZM157 134H158V133H157ZM164 134H165V135H164ZM63 135H62V136H63ZM73 135H74V134H73ZM77 135H78V133H77ZM77 135H76V136H77ZM86 135L88 136V134H86ZM90 135H91V134H90ZM105 135H106V134H104V136H105ZM112 135H113V134H112ZM128 135H129V134H128ZM143 135H144V134H142V136H143ZM158 135H159V134H158ZM169 135H170V134H169ZM181 135H182V134H181ZM184 135H185V134H184ZM4 136H5V134H4ZM62 136L60 137V135H59L60 138H58V137H56V138H58V139L61 140ZM64 136H65V135H64ZM66 136L68 137V134H67ZM70 136H72V135H70ZM74 136H75V135H74ZM74 136H73V137H74ZM78 136H80V135H78ZM82 136H83V135H82ZM82 136H80L81 140H82ZM114 136H115V135H114ZM119 136H120V135H119ZM179 136H180V134H179ZM186 136H187V134H186ZM186 136H185V137H186ZM22 137H23V136H22ZM37 137L39 138V136H37ZM47 137H49V136H47ZM93 137H94V136H93ZM98 137H99V136H98ZM107 137H108V135H107ZM115 137H117V136H115ZM145 137H146V136H145ZM145 137H144V139H145ZM147 137L150 138V139L152 138L151 136H149V134L147 135ZM147 137H146V139H148ZM156 137H157V135H156ZM166 137H167V136H166ZM174 137H175V136H174ZM181 137H182V136H181ZM183 137H184V136H183ZM183 137H182V138H183ZM7 138H9V137H7ZM15 138H16V137H15ZM53 138H55L54 134H53ZM56 138H55V139H56ZM63 138H64V137H63ZM74 138H75V137H74ZM74 138H72L73 140L71 139L73 142H75V141H74ZM77 138H79V137H77ZM83 138H84V136H83ZM87 138H88V137L85 136V139H87ZM90 138H91V136H90ZM99 138H101V135H100ZM104 138H106V136H105ZM118 138H119V137L114 138V141H115V139H116V142H117V141H118V140H117ZM157 138H158V137H157ZM2 139H4V138H2ZM16 139H18V138H16ZM97 139H98V138H97ZM106 139H107V138H106ZM110 139H111V138L109 137V141H110ZM146 139H145L144 142H147V141H148V140L146 141ZM166 139H167V138H166ZM166 139H165V140H166ZM175 139H176V138H175ZM18 140H19V139H18ZM18 140H17V141H18ZM49 140H50V139H49ZM60 140H58V142H59V145L61 146L62 143L60 142ZM66 140H67V139H66ZM66 140H65V141H66ZM71 140H70V142H72ZM81 140H78V141L80 142ZM83 140H84V139H83ZM89 140H90V142H91V139H88V143H89ZM98 140H101V141H99L98 144H96V145L101 144L100 142L103 141L102 139H98ZM133 140H134V139H133ZM152 140H153V139H152ZM168 140H169V143H170L171 140H170L169 138H168ZM185 140H186V139H185ZM1 141H2V140L0 139V144H1V146H2L3 143H1ZM3 141H4V140H3ZM3 141H2V142H3ZM50 141H51V140H50ZM65 141H62V142H64L63 145H62L63 147H64V144H65V143H66V144L70 143V142H67V141L65 142ZM68 141H69V140H68ZM92 141H93V140H92ZM94 141H95V139H94ZM105 141H106V140H105ZM105 141H104V143H105ZM109 141H108V139H107L106 143H108ZM125 141H126V140H125ZM154 141H155V139L153 140V142H151L150 140L148 141V142H149V145L147 144V145H148V148H149L150 145H152L153 143H154V145L157 143V140H156V143H155ZM166 141H167V140H166ZM18 142H20V141H18ZM18 142H16V143H18ZM86 142H87V141H86ZM86 142H85V143H86ZM95 142L97 143V140H96ZM110 142H111V141H110ZM110 142H109V143H110ZM112 142H113V140H112ZM112 142H111V143H112ZM118 142H119V143L121 142V138H120V140H119ZM118 142H117V143H118ZM122 142H123V141H122ZM122 142H121V143H122ZM148 142H147V143H148ZM159 142H161V141H159ZM159 142H158V143H159ZM4 143H5V142H4ZM16 143L14 144V146L16 145ZM60 143H61V144H60ZM81 143H83V142L81 141ZM81 143H80V145H81ZM106 143H105V144H106ZM109 143H108V144H109ZM111 143H110V144H111ZM113 143H114V142H113ZM150 143H151V144H150ZM161 143H162V142H161ZM172 143H173V142H172ZM6 144H7V143H6ZM6 144H4V145L6 146ZM9 144H11V143H9ZM70 144H71V143H70ZM91 144H92V143H91ZM102 144H103V143H102ZM102 144H101V145H102ZM108 144H107V145H108ZM110 144L108 145V146L110 147V149H109L108 146H106V147H108V149L104 146L106 149L103 148V147H100L99 150H101L102 148H103L104 150H102V151H97V150H96L98 153H99V152H100V153L98 154V153L96 152V153L98 154V155H96V158H94V157H93V158H90V157H89V161L92 160L90 164H86L85 166H82L83 161L81 162V164H79V165H80L79 167H81V168H79L78 170H79L80 172H82V174H83L84 178L86 179V181H88L89 183H93L94 187L101 186V185H98V183L101 182V181H102V182L105 181V178H104V177L107 176V174H109V173L113 170V166H114L115 162L118 160V159L116 160V158H119L120 154H122V153H120L119 156L117 155L118 145L115 147L116 144H114V147H113V146H111ZM18 145H19V144H18ZM22 145H23V144H22ZM68 145H69V144H68ZM78 145H79V144H78ZM84 145H85V144H84ZM86 145H88V144L86 143ZM92 145L94 146V143H93ZM96 145H95V146H96ZM103 145H104V144H103ZM112 145H113V144H112ZM120 145H122V144H120ZM123 145H124V144H123ZM157 145H160V144H157ZM161 145H162V146H161ZM161 145H160V147H162V148L164 149L163 144H161ZM164 145H165V144H164ZM170 145H171V144H170ZM5 146H4V147H5ZM57 146H58V145H57ZM65 146H66V145H65ZM74 146L77 147L76 142H75V145H74ZM81 146H82V145H81ZM81 146H79V147L81 148ZM89 146H90V145H89ZM93 146H91V147H93ZM99 146H100V145H99ZM126 146H127V147H126ZM131 146H132V145H131ZM145 146H146V145H145ZM166 146H167V145H165V148H166ZM2 147H3V146H2ZM10 147H11V146H9V148H10ZM20 147H21V146H20ZM55 147H56V146H55ZM69 147H70V145H69ZM69 147H67V148H69ZM75 147H74V149H76ZM86 147H88V146H86ZM125 147H126V149L130 150V148H128V145H125ZM152 147H153V145H152ZM156 147H157V146H156ZM160 147H159V148H160ZM0 148H1V147H0ZM5 148H6V147H5ZM9 148H6V150L8 151ZM12 148H13V145H12ZM17 148H19V147H17ZM24 148H26V147H24ZM24 148H23V149H24ZM61 148H62V147H61ZM72 148H73V145H72ZM83 148H85V146H84ZM83 148H82V151L84 150ZM97 148H98V146H97ZM119 148H120V146H119ZM123 148H124V147H123ZM162 148H160L161 153H162V150H163ZM10 149H11V148H10ZM56 149H57V148H56ZM65 149H66V148H64L63 150H65ZM86 149H87V148H86ZM89 149H90V147H89ZM89 149H88V150H89ZM95 149H96V148H95ZM146 149H147V148H146ZM150 149H151V147H150ZM153 149H154V147L151 149V152L153 151ZM166 149H167V148H166ZM1 150H2V149H0V152H1ZM6 150L4 151V148H3L2 151H4V153H5V152H7ZM13 150H17V149H15V147H14ZM13 150L11 149V152H12ZM21 150H22V149H21ZM88 150H84V152L86 151V153H87ZM119 150L122 151V150H124V149H122V147H121V149H119ZM147 150H148V149H147ZM154 150H155V149H154ZM160 150H158V147H157V149H156L155 152H154L155 155H156V153H158ZM25 151H26V150H25ZM25 151L22 150V152H25ZM74 151H76V150H74ZM77 151H78V149H77ZM82 151H81V152H82ZM89 151L93 152V149L91 148V150H89ZM89 151H88V155H89V153H91V152H89ZM126 151H127V150H126ZM148 151H150V150H148ZM170 151H171V150H170ZM8 152H9V151H8ZM8 152H7V153H8ZM11 152H9L8 155L11 154ZM26 152H27V151H26ZM55 152H56V151H55ZM58 152H59V150H58ZM64 152L66 153V151H64ZM72 152H73V151H72ZM72 152H71V153H72ZM78 152L81 153L80 151H78ZM84 152H82V154H83ZM163 152L166 153V151H164V150H163ZM1 153H2V154H1ZM1 153H0V154H1V155H0L1 157H0V158H1V160H3L5 154H4L3 152H1ZM15 153H16V152H15ZM17 153H18V152H17ZM62 153H63V152H62ZM75 153H76V152H75ZM93 153L96 154V153H95V150H94ZM93 153H91V156H93ZM129 153H131V156L134 155V152H131V151H130ZM136 153H137V152H136ZM143 153H144V152H143ZM161 153L159 154L160 156H161ZM167 153H168V152H167ZM3 154H4V156H3V158H2V155H3ZM19 154H21V151L19 152ZM19 154H16V155L18 156ZM23 154L25 155V153H23ZM23 154H22V155H23ZM36 154H37V153H36ZM58 154H59V153H58ZM66 154L68 155V152H67ZM72 154H74V153H72ZM84 154H85V153H84ZM84 154H83V155H84ZM13 155H15L14 152H13ZM13 155L11 154V156H10V155L8 156V157H9V160L12 159V156H13ZM16 155L14 156V158L16 157V160L19 159V160H17L18 162H19L20 160L26 158V156H25L24 158H22L21 155L18 156V157H17ZM24 155H23V156H24ZM74 155H75V154H74ZM76 155H77V154H76ZM79 155H81V154H79ZM85 155H87V154H85ZM124 155H125V153H124ZM128 155H129V154H128ZM136 155H137V154H136ZM136 155H134L133 157L136 158V157H137ZM159 155H156V157L159 156ZM168 155H170V156L172 157L173 154H171V152H170V154L168 153ZM62 156H63V155H62ZM122 156H123V155H122ZM125 156H127V155H125ZM125 156H124V157H125ZM129 156H130V155H129ZM129 156H128V157H129ZM160 156H159V157H160ZM170 156H168V157L170 158ZM5 157H6V156H5ZM8 157H6V158H7L6 163H9V164H7V166L10 165V162H7V161H8ZM20 157H21L22 159H21ZM81 157H83V156H81ZM87 157H88V156H87ZM138 157H139V156H138ZM168 157H167L166 154H165L164 157H163V155L161 156V158H162V159L164 158V160L167 159ZM14 158H13V160L15 161ZM120 158H121V157H120ZM126 158H127V157H126ZM60 159H61V158H60ZM85 159H86V157H85ZM93 159H94V160H93ZM129 159L131 160V157H129ZM129 159H128V161H130ZM171 159H172V158H171ZM13 160H11V161H13ZM120 160H123V159H120ZM120 160H118V161H120ZM134 160H136V159H134ZM134 160H133V163H134ZM160 160H161V159H160ZM22 161H25V160H22ZM22 161H20L19 163H21V165H24V163H22ZM26 161H27V160H26ZM86 161H87V160H86ZM124 161H125V160H124ZM124 161H123V162L120 161V163L118 162L119 165H120V166H119V165L117 164V165L119 166V170H120V168H121V164H123ZM166 161H167V160H166ZM130 162L132 163V160H131ZM130 162H129V163H130ZM135 162H136V161H135ZM2 163H3V162H2ZM13 163H14V162H13ZM125 163H126V162H125ZM4 164H5V161H4ZM4 164H1V165H4ZM13 165H14V164H13ZM15 165H16V167L19 166V167L17 168V170L20 168V170H18L19 172L22 170V168L24 169V167H25V169H27V168H26V164L24 165V167H21V165H18V164L15 162ZM27 165H28V164H27ZM30 166H31V165H28V167H30ZM12 167L14 168V166H11V168H12ZM116 167H117V166H116ZM116 167L114 166L115 169H117ZM125 167L127 168V167H128V164H127V166L125 165V166L123 167V171L126 169ZM129 167H130V166H129ZM124 168H125V169H124ZM0 169H2V167H0ZM5 169H6V168H3L2 170H5ZM9 169H10V168H9ZM127 169H128V168H127ZM2 170H1V173L4 172V171H2ZM17 170L14 168L15 173H16ZM31 170H32V169L30 168V171H31ZM6 171H7V170H6ZM10 171H11V170H10ZM12 171H13V170H12ZM14 171H13V172H14ZM18 171H17V173H18ZM24 171H25V170H23V171L21 172V174H23ZM26 171H27V174L29 175V169L26 170ZM32 171L35 172L36 170H32ZM38 171L40 172V169L37 170V173H38ZM116 171H117V170H116ZM121 171H122V170H121ZM121 171H120V172H121ZM4 173H6V172H4ZM10 173H11V172H10ZM15 173H13V174H15ZM17 173L15 174L16 176H17ZM32 173H33V172H32ZM37 173H36V175H37ZM42 173H43V172H42ZM112 173H113V172H111V174H112ZM7 174H8V173H7ZM13 174H11L12 177H13ZM38 174H39V173H38ZM40 174H41V173H40ZM78 174H79V173H78ZM114 174H115V173H114ZM117 174H118V171H117ZM9 175H10V174H9ZM32 175H33V174H31V176H32ZM42 175H43V174H42ZM112 175H113V174H112ZM119 175H121V174H119ZM119 175H117V176H119ZM0 176H1V177H0V183H3V178H5V175H4V174H1ZM7 176H8V175H7ZM7 176H6V178H7ZM44 176H45V175H44ZM47 176H48V175H47ZM75 176H76V175H75ZM8 177H9V176H8ZM14 177H15V176H14ZM17 177H20L19 174H18ZM21 177H22V175H21ZM21 177H20V178H21ZM36 177H39V175H37ZM112 177H113V176H112ZM119 177H120V176H119ZM1 178H2V180H1ZM6 178H5V179H6ZM25 178H26V177H25ZM33 178H34V177H33ZM39 178H41V177H39ZM45 178H47V177H45ZM116 178H117V177H116ZM116 178H115V179H116ZM5 179H4V180H5ZM13 179H15V178H13ZM13 179H12V180H13ZM22 179H24V178H22ZM22 179H21V181H22ZM103 179H104V180H103ZM9 180H10V179H9ZM31 180H32V179H31ZM31 180H30V181H31ZM36 180H37V179H36ZM41 180H42V179H41ZM75 180H76V179H75ZM13 181H17V182H14L15 184L18 183V180H13ZM27 181H29V180H27ZM30 181H29V182H30ZM32 181H33V180H32ZM32 181H31V184H32ZM53 181H55V180H53ZM53 181H52V182H53ZM79 181H81L80 178H79ZM5 182H6L5 185H9V184H8V183H9L8 180H7V181H4V183H5ZM19 182H20V180H19ZM35 182H36V181H34V183H35ZM45 182H47V181H45ZM49 182H50V180L48 181V183H49ZM52 182H50L49 185H51ZM102 182H101V183H102ZM110 182H111V181H110ZM40 183H41V182H40ZM40 183H39V182H36V183H35V186H33L34 184L32 185V188H33V187H34V188H37V187H38L37 185H39ZM48 183H46V186H47V187H48V185H47ZM55 183H56V182H55ZM76 183H77V182H76ZM80 183H81V182H80ZM106 183H107V181L105 182V184H106ZM243 183H244V182H243ZM245 183H246V182H245ZM245 183H244V184H245ZM21 184H22V183H21ZM43 184H44V183H43ZM95 184H96V186H95ZM99 184H100V183H99ZM102 184H103V183H102ZM1 185H2V184H1ZM3 185H4V184H3ZM25 185H26V184H25ZM25 185H24V186H25ZM41 185H42V184H41ZM97 185H98V186H97ZM21 186H22V185H21ZM36 186H37V187H36ZM42 186H43V185H42ZM46 186H45V187H46ZM16 187H17V186H16ZM18 187H19V186H18ZM92 187H93V186H92ZM27 188H28V187H27ZM38 188L40 189V186H39ZM49 189H50V188H49ZM254 189H255V188H254ZM262 189H263V188L261 187V192H262ZM263 190H264V189H263ZM259 192H260V191H259ZM256 193H257V192H256ZM262 193H263V192H262ZM263 194H264V193H263ZM253 195H255V194H253ZM256 196H257V194H256ZM244 197H245V196H244ZM252 198H254V196H253ZM207 207H208V206H207ZM204 208H205V207H204ZM196 209L198 210V209H200V207L198 208V206H197ZM196 209H195V211H196ZM204 211H206V210H204ZM196 212H197V211H196ZM196 212H195V213H196ZM207 212H208V211H207ZM186 213H187V212H186ZM193 213H194V212H193ZM197 213H198V212H197ZM197 213H196V216H197ZM202 213H203V212L201 211V214H202ZM209 213H210V212H209ZM157 214H158V213H157ZM157 214H155V215H157ZM160 214H161V213H160ZM201 214H200V215H201ZM212 214H213V213H210V214H209V220L212 219V220H210V221H212V223L214 224V222H213V221H214V220H213L214 218H210ZM198 215H199V214H198ZM188 216H189V213H188ZM201 216H202V217H201ZM201 216H198V217H200L199 219L202 221L204 216H203V215H201ZM151 217H152V216H151ZM151 217H150V218H151ZM201 218H202V219H201ZM159 220H160V219H158L157 222H159ZM207 220H208V214H207ZM209 220H208V223H210ZM230 220H231V219H230ZM149 221H150V220H149ZM149 221H148V222H149ZM188 221H189V220H188ZM201 221H200V222H201ZM204 221H205V220H204ZM224 221H226V220H224ZM224 221H223V222H224ZM150 222H151V221H150ZM200 222H199V224H201ZM223 222H222V224H224ZM231 222H232V220H231ZM204 223H205V222H204ZM215 223H216V222H215ZM153 224H154V222H153ZM170 224H171V222H170ZM192 224H193V222H192ZM199 224H198V225H199ZM205 224H206V223H205ZM213 224H211V226H213ZM227 224H229V223H227ZM128 225H129V224H128ZM181 225H182V223H181ZM189 225H191L190 222H189ZM209 225H210V224H209ZM217 225H218V224H217ZM224 225H226V224H224ZM252 225H253V224H252ZM33 226H34V225H33ZM149 226H150V225H149ZM149 226L147 227V229H149L148 231H150ZM214 226H215V224H214ZM219 226H220V225H219ZM234 226H235V225H234ZM243 226H244V225H243ZM254 226H255V225H254ZM26 227H27V226H26ZM105 227H106V226H105ZM154 227H155V225H154ZM191 227H192V226H191ZM222 227H223V226H222ZM230 227H231V226H230ZM241 227H242V225H241ZM244 227H245V226H244ZM244 227H243V228H244ZM13 228H15V227H13ZM54 228H55V227H54ZM79 228H80V227H79ZM129 228H130V227H129ZM129 228H128V229H129ZM168 228H170V227H168ZM258 228H259V226H258ZM67 229H68V228H67ZM96 229H97V228H96ZM101 229H102V228H101ZM217 229H218V228H217ZM228 229H229V228H228ZM231 229H232V228H231ZM16 230H17V231H16ZM20 230L22 231L21 228H20ZM97 230H98V229H97ZM178 230H180V229H178ZM222 230H223V232H224V229H222ZM241 230L243 231L242 228H241ZM245 230H246V229H245ZM248 230H249V229H248ZM12 231H15L14 233H15L16 235H18V233H19V234L21 233V231H19L18 228L15 229V230L12 229ZM120 231H121V230H120ZM128 231H129V230H128ZM170 231H171V230H170ZM170 231H168L169 235H170ZM186 231H187V229H186ZM217 231H218V230H217ZM257 231H258V230H257ZM10 232H11V230H10ZM17 232H18V233H17ZM98 232H99V231H98ZM102 232H103V231H101V233H102ZM151 232H153V228H152ZM178 232H179V231H178ZM189 232H190V231H189ZM219 232H220V229H219ZM247 232H249V231H247ZM79 233H80V232H79ZM92 233H93V232H91V233L89 234V232H88L87 234H88V235H91V237H92V236H93V237H95V236H100V237H98V238H101V236H104V235H103L104 233H102V235H101V233H97L96 231H94V234H96V235H94V234H92ZM168 233H167V234H168ZM176 233H177V231H176ZM243 233H244V232H243ZM249 233H250V232H249ZM43 234H44V233H43ZM72 234H73V233H71V235H72ZM85 234H86V232H85V233H82V235H85ZM99 234H100V235H99ZM126 234H127V233H126ZM128 234H129V233H128ZM151 234H152V233H151ZM11 235L15 236V238H16V235H14L12 232H11ZM131 235H132V234H131ZM171 235H172V234H171ZM174 235L176 236V234H174ZM174 235H173V236H174ZM206 235H209V234L207 233ZM220 235H222V234H220ZM224 235H225V234H224ZM244 235H245V234H244ZM118 236H119V235H118ZM237 236H238V235H237ZM248 236H249V235H248ZM104 237H105V236H104ZM167 237H168V235H167ZM180 237H181V236H180ZM238 237L240 238L241 236L239 235ZM238 237H237V240H238ZM251 237H252V236H251ZM89 238H90V237H89ZM125 238H126V235H125ZM128 238H129V236H128ZM169 238H170V237H169ZM172 238H173V237H172ZM184 238H185V237H184ZM253 238H254V237H253ZM105 239H106V238H105ZM129 239H131V238H129ZM129 239H128L127 241H130ZM179 239H180V238H179ZM182 239H183V237H182ZM241 239H242V238H240V240H241ZM244 239H245V240H244L245 243H247V242H246V238H244ZM247 239H248V238H247ZM84 240H85V241H84ZM84 240H83V241H84V243H86V244H85L86 246H87V244H89V245L87 246L88 249L86 248V250L91 251V249H93V248L91 247L92 245L90 244L91 241L88 240V239H87V240L84 239ZM120 240H121V239H120ZM131 240H132V239H131ZM233 240H235L234 237H233ZM88 241H89V242H88ZM105 241H106V240H105ZM172 241H173V239H172ZM174 241H175V239H174ZM238 241H239V240H238ZM255 241H257V240H255ZM259 241H260V240H259ZM107 242H108V241H106V243H107ZM131 242H132V241H131ZM222 242L224 243V244H222V247H223V246H224L223 248L227 247V250H228V249H229V246H228V242H227V240H226V241L223 240ZM226 242H227V243H226ZM241 242L243 243V240H242ZM251 242H253V240H251ZM172 243H173V242H172ZM172 243H171V244H172ZM81 244H82V243H81ZM93 244H94V243H93ZM167 244H168V242H167ZM174 244H175V242L173 243V245H174ZM229 244H230V243H229ZM253 244H256V243H253ZM253 244H252V245H253ZM79 245H80V243H79ZM82 245H83V244H82ZM90 245H91V246H90ZM98 245H99V244H98ZM108 245H109V244H108ZM108 245H107V246H108ZM129 245H130V244H129ZM239 245H241V244H239ZM243 245H244V244H243ZM259 245H260V244H259ZM89 246H90V248H89ZM95 246H97V245L95 244ZM231 246H232V245H231ZM246 246H247V245L245 244V247H246ZM253 246H254V245H253ZM75 247H76V246H75ZM79 247H81V246H79ZM83 247H84V246H83ZM83 247H82V249H83ZM93 247H94V246H93ZM105 247H106V246H105ZM121 247H122V244H121ZM178 247H179V246H178ZM237 247H238V251L236 250L237 252H235L236 254L234 253L235 255H237V253L239 252V248H240L241 246L239 247V246L237 245ZM242 247H243V246H242ZM250 247H251V246H250ZM94 248H95V247H94ZM179 248H180V247H179ZM184 248H185V247H184ZM231 248H232V247H231ZM254 248H255V247H254ZM95 249H96V248H95ZM107 249H108V248H107ZM114 249H116V247H115ZM114 249L112 248V251H113V252L116 251V250L114 251ZM118 249H119V250H118ZM118 249H117V252L119 251V253H120V252H121V251H120V248H118ZM126 249H127V248H126ZM126 249H123V250L125 251ZM172 249H173V248H172ZM180 249H181V248H180ZM235 249H236V245H235ZM259 249L262 250L261 247H260ZM83 250H84V249H83ZM101 250H102V249H101ZM222 250H224V251H222ZM225 250H226V248H225V249H222V248H221V250H219V251H222V252H221V253H222V255H221L222 257H221V259H222V258H223V259H224V258L226 259V257H228V255H227V254H228V251H227V250L225 251ZM256 250H257V248H256ZM93 251H94V249H93ZM93 251H91V252H93ZM99 251H100V250H99ZM105 251H107V250L105 249ZM112 251H111V252H112ZM126 251H128V250H126ZM168 251H169V250H168ZM229 251H230V250H229ZM233 251H234V250H232L231 252H233ZM113 252H112V253H113ZM178 252H180V251H178ZM178 252H177V256H178ZM187 252H188V251H187ZM224 252H225V253H224ZM241 252H242V251H241ZM260 252H261V251H260ZM260 252H258L259 255H260ZM86 253H87V252H86ZM88 253L91 254L90 252H88ZM101 253H102V251H101ZM103 253L105 254V252H103ZM103 253H102V254H103ZM109 253H110V252H108V257H109ZM115 253H116V252H115ZM115 253H114V254H115ZM123 253H124V252H123ZM134 253H135V251H133V252L130 254V257H128V256H129V255H128V252H127V254L125 253V255H126L125 258H127V261H128V258H129V260L131 259V261H132V258L136 257V255H135ZM170 253H171V252H170ZM170 253H169V254H170ZM193 253H194V252H193ZM219 253H220V252H219ZM221 253H220V254H221ZM223 253H224V255H223ZM226 253H227V254H226ZM58 254H59V253H58ZM106 254H107V253H106ZM117 254H118V253H117ZM132 254L135 255V256H131ZM173 254H174V252L171 254V257H172V258L175 256L176 253L174 254V256H173ZM188 254H191V253H188ZM225 254H226V255H225ZM231 254H232V253H231ZM238 254H239V255H238L239 258H238V256H236V260H238V261H236V260H235V257H234V260L236 261V263L239 262V260H240L239 263H241V264H246L247 261H246V262L244 261L245 258H244L243 261H242V259H241V255L244 254L245 257H246V254H245L244 252H243L242 254L239 252ZM248 254H249V252H248ZM251 254H252V257H253V253H251ZM251 254H249V255L251 256ZM262 254H264V252H263ZM112 255H113V254H112ZM119 255H120V254H119ZM127 255H128V256H127ZM197 255H198V254L196 253V256H197ZM244 255H243V256H244ZM249 255H247L248 259H249ZM259 255L256 254V256L258 257V260H259V261H260V260H263V259H261V258H262L261 256H260L261 258H259ZM104 256H107V255H104ZM168 256H169V255H168ZM168 256H167V257H168ZM182 256H183V255H182ZM219 256H220V255H219ZM108 257H107V258H108ZM113 257H115V256L113 255ZM113 257H112V258H113ZM120 257H121V256H120ZM131 257H132V258H131ZM137 257H138V256H137ZM169 257H170V256H169ZM197 257H198V256H197ZM197 257H196V260H195L194 258H193L192 260H193V261H194V260L197 261ZM232 257H233V256H232ZM247 257H246V258H247ZM252 257H251V258H252ZM257 257H255V258H257ZM104 258H105V257H104ZM116 258H118V256H116ZM179 258H180V257H179ZM179 258H178V259H179ZM51 259H52V258H51ZM113 259H114V258H113ZM113 259H112V260H113ZM122 259H123V256H122ZM137 259H138V258H137ZM137 259H136V260H137ZM169 259H170V258H169ZM174 259H175V257H174ZM176 259H177V257H176ZM178 259H177V260H178ZM253 259H254V258H252L251 261H253ZM25 260H26V259H25ZM106 260H107V259H106ZM112 260H111L110 262H112ZM114 260H115V259H114ZM114 260H113V262H114ZM161 260H162V259H161ZM179 260H180V259H179ZM198 260H199V259H198ZM218 260H219V259H218ZM234 260H233V261H234ZM104 261H105V260H104ZM119 261H120V260H119ZM119 261H118V260H115V262H119ZM121 261H123V260H121ZM124 261H125V260H124ZM127 261H126V263H127ZM173 261H174V260H173ZM173 261H171V264H172ZM193 261H191V262L193 263ZM215 261H216V260H215ZM224 261H225V260H224ZM226 261H227V259H226ZM233 261H232V263L235 264ZM249 261H250V260H249ZM263 261H264V260H263ZM113 262H112V263H113ZM115 262H114V263H115ZM129 262H130V261H129ZM129 262H128V263H129ZM169 262H170V260H169ZM199 262H201V261H199ZM199 262H198V263H199ZM216 262H219V261H216ZM216 262H215V263H216ZM230 262H231V261H230ZM230 262L228 261L229 264H230ZM253 262H254V261H253ZM257 262H258V261H257ZM257 262H256V263H257ZM25 263H26V262H25ZM28 263H29V262H28ZM51 263H53V262H51ZM51 263H50V264H51ZM112 263H111V264H112ZM123 263H124V262H123ZM126 263H125V264H126ZM128 263H127V264H128ZM131 263L133 264V262H130L129 264H131ZM174 263H175V262H174ZM179 263H180V262H179ZM194 263H195V262H194ZM196 263H197V262H196ZM196 263H195V264H196ZM213 263H214V262H213ZM219 263H220V262H219ZM219 263H218V264H219ZM228 263H227V264H228ZM232 263H231V264H232ZM247 263H249V262H247ZM250 263H251V262H250ZM261 263H262V262H261ZM23 264H24V263H23ZM106 264H107V262H106ZM115 264H118V263H115ZM119 264H120V263H119ZM121 264H122V263H121ZM177 264H178V263H177ZM185 264H186V263H185ZM221 264H222V263H221ZM224 264H225V263H224ZM257 264H258V263H257Z\"/></svg>", "mask_w": 264, "mask_h": 264}]
</instances>
